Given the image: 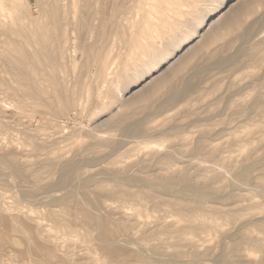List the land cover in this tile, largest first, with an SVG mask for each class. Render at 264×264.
<instances>
[{
    "label": "rangeland",
    "instance_id": "obj_1",
    "mask_svg": "<svg viewBox=\"0 0 264 264\" xmlns=\"http://www.w3.org/2000/svg\"><path fill=\"white\" fill-rule=\"evenodd\" d=\"M37 1L38 0H26V1L25 0H22V1L21 0H16V3H15L17 5V7H16V5L12 4L13 2L11 0H5L4 1V6H5V8H8L7 10L9 12H11V13H9V16L12 15L13 18H14L13 19L12 16L10 17V18L13 19V21H11L12 25L15 26V27L23 28V27H25V25H27V17H29V16L30 17L37 16L38 12L39 13L41 12V10H40L41 8L38 9V7L39 6L42 7V3H43L41 0H39V2H37ZM143 1H144V3H143ZM143 1L142 0L141 1L140 0L139 1L138 0H125L123 2L124 4L126 3L125 4L126 8H125L124 11H122V13L121 12L119 13L120 15L121 14H123V15L120 16L119 14H117V20L116 21H117V25H118V31L120 30L119 33H117V35H115V33L113 31H110L112 29V24H109V25L106 26V33L107 34L105 35V37L106 36L107 37L104 38V42H103V50L104 51L102 50V52H104L105 54L101 53V55L104 56V57L102 56L103 59L105 57L107 58V60H106L107 62L105 63L104 69H103L104 75L100 76V78L98 77V74H99L98 73V68H97L98 67V63H97L96 59H94V60L91 59V57H93L94 54H93V56L90 55L91 56L90 57L89 56L90 52L87 51V49H86V51L84 50L85 49L84 48L85 44H86L85 46L93 45L94 42L96 41V36H97L95 34L96 31L92 32L93 34L92 33L91 34H89V33L87 34L85 32V30H83V32L81 31L82 32L81 36H80L81 33L79 31L78 32L72 31L73 33L71 32L72 35H73L72 36L73 38L70 36V39H71V42L72 41L73 42L72 43L68 42L69 47L68 46H66V47H68L69 49L65 48V52L68 53V54H65V58L66 59L64 60V63L67 64V65L64 64L65 68H63L64 69L63 72H65V73L57 72V76L59 75L60 78L63 77L62 80H64V78L67 79V81L65 83H68L67 85H69V86L70 85L72 86L73 83L76 80L79 79L83 83L82 85L84 86V88H86L88 90L87 92H89V93H87V95L85 94L84 97L82 96V99H81L82 101L81 100L78 101V105L75 108V111H71L68 114V116L60 117L62 119H60L59 117L57 118V120H58L57 122L59 123V124L57 123L58 127H56L57 125L54 126V127H52L50 125L46 126V124L44 125V123L42 124L41 122H37L35 119H33L32 121H30L31 119L30 120L28 119L30 122H32V123H29L27 121V118H25L24 116L15 115L16 111L14 110V107L12 106L13 101L10 98H9L10 99L9 100L7 96L4 97V100H5L4 101L2 99L4 95L1 94L2 92L0 90V92H1L0 95H2V96H0L1 97L0 98V103L3 104L0 107V112L3 110L2 113H0V114L7 115V117L4 116V115H0V119H2L0 121V128H1L0 132L3 133V134H0V145H1L0 146V156L3 155L6 158H8L9 162L11 164L13 163L12 165L15 164L14 166H16V168H17L16 170H18V172L20 170V172H21V173L19 172L20 173L19 174L17 171L16 172L14 171L15 172V176L18 178V180H17L16 177H12V174H14V173L10 172L11 173L10 174L8 172L9 169H8V171H6L7 168L5 169V167H1L0 166V170H1L0 171V177H1L0 180L2 179L0 181V264H36L33 261L35 259H37V260H35V262L38 261V263H39V260H41L42 264L45 263V262L47 263L48 259L50 258V257H48L47 252L52 253L54 255V258L52 260L51 259L49 260L50 262H53V264H74V263H76V264H90V263L92 264L93 263L94 264V262L96 263V261H97L96 264H111L109 262L114 259L113 257H115V258L117 257V260H121L123 262V264H125V263L126 264H162V263L163 264H178V263L179 264H224L227 259H228L227 261H229V263L226 261V264H245V263L246 264H262V262L264 261V249H263L264 248V227H263L264 226V195L260 192V190H258L257 188H254V186L252 187L251 183L248 184V186H247V184H245V183L243 184L242 182H240L234 176V171H233L234 168L237 169L243 164H246L248 162L251 163V161L255 160L256 158H258L259 156L262 155V150H261L262 149L261 148L262 143L261 142H263V140H264V117H262V116H264V85H261V84H264L263 83L264 82V76H263L264 75V39H263L264 38V0H258L255 3H253L252 6H250L249 10H247L245 13L239 15L238 19H236L235 24H233L230 27H225V29H222L221 31H219V36H217V38H215L213 41H211L208 45L206 44L207 46H209L208 49L206 48L207 46L205 44L202 45V40L204 39V35L207 32L211 31L212 29L216 28L218 22L220 20H222L224 17H226L228 14L232 13L237 8L236 7V6H238L237 4L240 5V3L243 0H179V1L178 0H167L168 2H166V1L162 2L164 0H146L148 3L145 0H143ZM149 1H151L150 3H152V5H147V4H149ZM171 1L173 2V4H172ZM214 4L215 5H221L222 8L218 11V13L216 15L208 18L209 20H207L205 22V24H207V25H204L200 30H198V32L196 33L197 35H195V37L191 41H189L183 47L182 50L178 51L176 56H173V57L169 58L170 55H171L170 51L175 49L178 45L182 44L183 40L186 39L185 37H187L189 35V33H192V30L197 25H199L204 18L207 17V15L211 11V9L214 6ZM78 5H79V3H78ZM153 5H154V7H153ZM170 5H172V6H170ZM36 6H37V8H36ZM136 6H137V8H136ZM155 6H156V8H155ZM163 6H166L165 10L163 9ZM150 7L155 9V10L158 9V11L161 10L162 13H161V11L160 12H157V10L154 11ZM169 8H171V9H169ZM36 9H37V11H36ZM252 9H253V11H252ZM166 10H167V12H166ZM25 12H26V14H25ZM150 12H152V13H150ZM25 15H27V16H25ZM159 15H162L163 17L159 16ZM165 15H167V17H165ZM118 16H119V18H118ZM24 21H25V24H24ZM148 22H149V24H148ZM20 23L23 24V25L20 26L19 25ZM150 23L152 24V27H151ZM165 23H166V25H165ZM168 23H170V24H168ZM253 23H255V24L253 25ZM16 25H19V26H16ZM128 25H129V27H128ZM143 25L144 26L146 25V26L144 27ZM160 26H161V28L164 27L165 29L162 28V30H161ZM252 26H253V28H252ZM123 27H125L126 29H123ZM121 29H122V32H121ZM131 29H132V31H131ZM148 29H150V30H148ZM80 30H82V29H80ZM124 30H126V31H124ZM171 30H172V32H171ZM127 31L129 33V35L127 34ZM78 33H79V35H78ZM222 33H224V34H222ZM83 34H86V35H83ZM83 36L84 37L86 36V37L83 38ZM122 36H123V38H126V39H129L131 36H133V38H135L137 43H135L133 45L126 44L123 41ZM239 37L241 39H238ZM75 38H77V39L75 40ZM120 38H122V39H120ZM91 39H93V40H91ZM258 39L261 40V41H259ZM158 41H160V42H158ZM81 42L83 43V45L81 44ZM73 43H75V44H73ZM254 43L256 44V46H255ZM114 44H115V46H114ZM82 46H83L84 49L82 48ZM139 47H141V48H139ZM189 47H192V48H190V50H189L188 49ZM244 47H245V49H244ZM70 48H71L72 51L70 50ZM142 48H143V50H141ZM148 49H149V51H148ZM202 49L204 51H202ZM248 49H250V50H248ZM81 50H84V51H81ZM130 50H131V52H130ZM183 50H185V51H183ZM117 51H118L119 54L117 53ZM245 51H247L246 52L247 54L245 53ZM142 52H144V53H142ZM92 53H95V52H91V54ZM197 53H200V54H197ZM101 55H100V57H101ZM116 55H117V57H116ZM195 55L196 56L199 55V57L196 58ZM71 56H72V58H71ZM96 56L97 55H95V58H96ZM144 56H145V58H144ZM230 56H231V60H230ZM110 57H112V58L115 57V58L112 59ZM215 57H217V58H215ZM219 57L222 60H226V61H228L227 58L229 57L230 64H232V65L229 64V61L228 62L225 61L223 64L222 63H217ZM232 57H234V58H232ZM70 58H71V60H70ZM174 58H176V59H174ZM193 58H195V59H193ZM162 59H163V61H162ZM188 60L190 62H188ZM155 61H156L157 64L155 63ZM198 61H200V62H198ZM212 61H215V62H212ZM231 61L233 63H231ZM173 62H175V63H173ZM180 62H182V63H180ZM187 63L188 64L190 63V64L188 65ZM194 63H195V65H192ZM215 63H217V64H215ZM152 64L153 65L156 64L155 68H154V66L151 67ZM171 64H173V65H171ZM185 64L188 65V67L186 66L187 70H185V67H182V66H185ZM178 65H180L178 67V68H180L179 70L181 71V67H182L183 70H182L181 73H179V71H178V73L175 74V71L173 72V69L176 66H178ZM190 65H192L194 67L191 66L192 69H190L191 68V67L189 68ZM207 65H209V66H207ZM226 65H228V66H226ZM233 65H234V67H233ZM68 66L70 68H72L71 71H68L70 73L67 72V70H69ZM205 66H207V67L205 68ZM126 67H127V69H125ZM66 68H67V70H66ZM145 68H146V70H145ZM147 68H152V69H155V70H152V74H151V72L148 73V69ZM193 68H197V69H193ZM200 68L202 69V71L200 70ZM83 69H84V71H83ZM72 70H73V72H72ZM105 70H107V71H105ZM193 70H195L196 72L193 71ZM199 71H201V72H199ZM80 72H82V73H80ZM103 72H102V74H103ZM146 72L148 73V75H147ZM222 72L223 73L225 72V73L223 74ZM61 73H63L62 76H61ZM185 73L187 74V76H184ZM189 73H190V75H189ZM64 74L65 75L68 74V75H66L64 77ZM173 75H174V77H173ZM195 75L198 76V79L200 80V81L197 80V84H194V81H196V79H197V77L195 78ZM71 76L73 77V79L71 78ZM188 76H191V77L188 78ZM101 77H103V78H101ZM141 77H143V78H141ZM160 78L167 79V82H166L165 86L163 87L164 89L169 87V86H171V85H174L175 88H178V86H179V88L180 87L182 88L183 84H181V83L182 82L184 83L185 81H189V82L191 81L190 83H193V86H194L195 89L193 88V90H190V91L186 92L184 94V96L182 95V98L180 97V99H178L177 101L171 102V103L164 101L165 97L163 96V93H162L163 91L161 90L157 94L158 96L156 95L154 97V99L152 100L150 105L147 106V108H140L139 104L133 105L132 106L133 112L131 114L132 116H130V111H132V110H130L131 107H128L127 104L131 103V101H133V99L136 97V95H138L140 90L144 91V90L149 89L151 87V85L154 82H156V80H158ZM193 79H194V81H192ZM97 83H99V84H97ZM213 83H215V84H213ZM101 84H103V85H101ZM196 85H198V86L195 87ZM240 87L242 89H239ZM244 87H245V89H244ZM258 88H259V90H258ZM96 90H97V92H96ZM201 90H202L203 93L201 92ZM212 90H214V91H212ZM209 91H211V92H209ZM233 91L235 92L236 95L234 94ZM198 92L202 96L199 95ZM237 92H239V93H237ZM257 92H258V94H261L260 96L258 95V97H261V98H258V97L256 98ZM251 93H253V94H251ZM6 97H7V100H6ZM159 97L160 98L162 97L164 100L162 99L160 101ZM197 97L198 98L200 97L201 99H198ZM93 99H95V100H93ZM256 99H258V101ZM1 100L4 101V102H2ZM97 100H98V102H97ZM155 100L157 102L155 104H153ZM252 100H254V102ZM8 101H12V102L10 103ZM91 101H93V102H91ZM162 101L165 102L166 104L162 105V103H163ZM255 101H256V104L259 102L258 103L259 105L258 104L254 105ZM159 102H161V103H159ZM251 102H253V104ZM80 103H82V105ZM10 104H11V107H10ZM159 104L162 105L161 107H163V108H164V105L165 106L168 105V106L165 107L162 110L161 107L159 106ZM13 105H14V103H13ZM154 105L156 107L158 105L159 106L158 108L161 111H155V109L157 110L158 108L154 109ZM187 105H189V106H187ZM88 106H90V107H88ZM137 106L139 107L138 109H137ZM224 106L227 107V108H225ZM241 106L242 107L245 106V108H247V111L237 112L236 109H238V110L242 109ZM179 107H181L182 109L179 108ZM3 108L6 109V110L4 111ZM147 109L148 110L153 109V111L152 110L148 111ZM135 110H137V112H134ZM139 110H141V111L139 112ZM221 110H223V111H221ZM12 111H15V112H12ZM78 111H80V112H78ZM10 113H11L10 116L13 117V118H11L10 116L8 117V115ZM136 113L139 114V115H137L138 118L134 117V116H136ZM128 114H129V116H128ZM250 114H253V115H250ZM2 116L4 117V120H5V118L6 119L9 118V119H7L8 121L6 120V123L8 125L6 123H5V125L3 124V122H5V121H3V117ZM15 117H17L19 120L21 119L20 123L22 122V119H24L25 121L23 120L22 123H24L23 125H25V124L26 125L23 126L22 123L18 124L19 120L17 119V121H15L16 120ZM21 117H23V118H21ZM26 117H28V115ZM132 117H134L135 119H133ZM223 117H224V119H223ZM140 118H141L142 121H140ZM171 118H172V120H171ZM51 119H53V118H51ZM121 119L122 120L125 119V121L123 120V122H122ZM159 119H161V120H159ZM195 119H197V120H195ZM12 120H13V123H12ZM138 120H139V122H137ZM117 121L122 122L123 125L121 123L117 122ZM163 121H165V122H163ZM197 121H198V124H197ZM211 121L214 122L213 123L214 125L212 124ZM227 121H228L229 124L227 123ZM116 122H117V124H115ZM129 122L132 125H134V124H136L137 126L139 125L138 126L139 127V131L134 133V134L125 133L122 128L125 127V126L130 125ZM194 122H195V124H194ZM39 123H41V124L39 125ZM221 123H223V124H221ZM2 124L5 126L4 128H6L7 126H8V129L10 127H12V128H10V131H11V129L13 130V126H14L16 131L13 130L14 132H9L7 130V128H6L5 130H7L9 133L7 132V134H5L6 132H5L4 128L2 127L3 126ZM16 125H17L18 128L16 127ZM119 125H120V127H119ZM19 126L25 128V129L22 128V130H24V132H22V133L20 132L21 128ZM28 126H29V128L31 126V128L29 129ZM37 126H40L41 128L40 127L38 128ZM159 126H160V128H159ZM189 126H191V127H189ZM141 127H142V129H141ZM170 127L174 128V129L171 130ZM177 127H180L181 130H179ZM185 127H187V128H185ZM212 127H214V129H212ZM19 128H20V131L17 132V130H19ZM205 128H208V129H205ZM209 128H210V130H209ZM234 128H236V129H234ZM240 128H241V130H240ZM53 129H55V130L53 131ZM191 129L193 131H191ZM201 129H203V130H201ZM261 129H263V130H261ZM50 130H51V132H50ZM56 130H59V131H56ZM87 130H89V131H87ZM2 131H4V132H2ZM25 131L26 132L28 131L27 132L28 134H29V132H32L33 136H29V135H31V133L29 135L25 134L26 133ZM35 131L39 132V133L36 134ZM97 131L99 132V134H98ZM231 131L234 132L233 133L234 136H233ZM55 132H57V134ZM59 132H61V133L58 134ZM167 132H169V133H167ZM43 133H44V135H43ZM53 133L56 134V135H53ZM84 133H85V135H84ZM253 133H254V135H253ZM15 134H19V135L17 136ZM51 134L53 135V137L51 136ZM112 134H113V136H112ZM146 134H147V136H146ZM22 135H23V137L21 138ZM105 135H107V136H105ZM171 135H173V136L171 137ZM259 135H260V137H259ZM26 136H29L28 139L26 138ZM34 136L37 137V139H35L36 141L32 140V139L36 138ZM39 136H41V137H39ZM31 137H33V138H31ZM46 137L50 138V139H47ZM145 137L147 138V140H146ZM179 137H180L181 140L179 139ZM256 137H257V139H256ZM189 138H190V140H189ZM194 138L197 140V142L199 141V139H201L202 141H204V143L206 145L208 143L211 144V145L208 144L209 146L207 145L209 148H206V150L209 151V152H211V150H212L213 157L210 158L209 155L207 156V154H209V153H207L206 150H204L205 152L203 151L204 153L202 152V150H199L197 148V142H196V140ZM228 138H230V139H228ZM23 139L26 140V141H24ZM30 139L32 140V144H30L31 146L28 144V143L31 142V141H29ZM160 139H161V141H159ZM107 140L116 141V145L113 148L109 147L108 144L106 143ZM166 140H169V141H167L169 143H167ZM172 140H173V142H172ZM254 140L257 143H255ZM27 141H29V142H27ZM97 141H98V143H97ZM123 141H126V142H123ZM181 141H183V143L185 141V143L182 144ZM206 141H209V142H206ZM26 142H27V145H26ZM35 142H39V145H37L38 147L36 148V150L37 149L38 150L41 149L42 151L40 150L41 153L37 152V154L33 153V155H31V152L32 151L34 152V149L36 147L35 144H38V143H35ZM68 142H70V143H68ZM76 142H77V146L75 144ZM160 142H161V144H160ZM192 142H193V146H192ZM65 143H66V145H65ZM125 143H127V144L125 145ZM162 143L165 144V145H162ZM6 144H8V145L6 146ZM9 144L12 147L13 146H15V147L12 148ZM33 144H34L35 147H33ZM43 144H45L46 147L45 146L42 147ZM71 144L74 147H71L72 146ZM40 145H41V147L39 148ZM60 145H63V146H60ZM95 145H97V146H95ZM157 145L159 147H157ZM228 145L230 147H228ZM92 146L94 147V149H93ZM98 146L99 147L101 146V147L99 148ZM194 146H195V148H194ZM172 147H175L176 149L172 148ZM189 147H191V148H189ZM210 147H212V148H210ZM216 147L219 148V149L217 150ZM1 148H4V149L1 150ZM18 148H20V149H18ZM60 148H62V150L65 148L64 149L65 151L63 150L64 151L63 152ZM88 148H90V149H88ZM181 148H182V150H181ZM183 148H184V150H183ZM58 149L60 150V153H59ZM152 149L154 150V152L157 151V152H155L156 154H154ZM54 150H56V151H54ZM77 150H79V151H77ZM99 150H101V151H99ZM148 150H149V153H150V151H152V152L149 154L147 152ZM180 150H181V152H180ZM214 151L216 153L219 151L220 153L218 152V154H216ZM237 151H238V153H237ZM28 152H30L29 154L31 156L27 157V155H29ZM86 152H87V154H86ZM44 153L47 154V156L46 155L43 156ZM34 154H35V156H34ZM55 154L58 155V157L61 156V157L66 158V159H69V155H70V158H73L74 156L75 157L77 156L78 160L81 159L78 162V164H79L78 168H80L79 170L80 171L87 170L88 172L90 171L92 173V175L94 174L93 178H95V181H97L99 179L98 182H101V183H104V184H107L105 181L110 182L109 177H111V176H129V175L132 176V174L134 176H140V177L143 176V175L144 176H150V177L164 176V175H166L169 172L168 168L165 165H168V167H169L170 163H171V167H170L171 168V172L178 171L179 169L188 167V169L190 168L189 169L190 170V174L188 172L189 170H187V169H186V171L184 169H182L181 171L184 170L185 172H188V174H189V176H190L192 181L204 182V181H208L209 180L211 182V183L209 182V186H211V188H213L214 193L212 192L211 195L205 196L206 198L204 199V202H203L204 205L203 206L205 207L206 211L205 210H197V214H199V215L203 214L201 216H198L197 214H195V216L200 217V219L196 218L197 220L194 219V220H192V222H190V221L184 220L183 218L182 219L180 217L178 218L179 214L177 213L176 210H174L170 206V203H169V202L174 200V197H172L173 198L172 199L170 197L171 195L163 193L162 188L160 186H158V185H154L155 187H158V188H155L153 186V189H155V190L157 189V191L161 192V193L159 192L161 195L159 194L158 198H159L160 201L164 200V203L162 201L161 202L162 205L159 204L160 207L158 205H154L153 203H150L151 204V206H150L149 202H151V201H149L148 199H147V201L145 200V203H144L142 201L140 202V200H137L135 198L134 199L133 198L129 199L128 197H127L128 200L126 202L125 201L126 199H124L125 196H123L124 198H122V196L121 197H117V196L111 197L109 195H102L103 197H101V195H97V193H96V191L94 189L95 188L94 185L90 186L86 191H84V190H81L79 187H76V185H74L75 184L74 180L69 183L68 187H65L63 189H58L54 185L55 181L57 179V174L53 173V175L56 174V177L55 176L53 177L52 174L47 173V171H46L47 168L43 167L44 169H46V170H44L43 173H45V174L47 173L50 177H53L52 178L53 180L50 179V177H48V176H46L47 177L46 178L44 174H42V173H41L42 175L40 174L41 169L43 171L42 164L41 163H40V165L38 164L41 169H39V166L37 167V163L42 161V158H40V160H39V157H44V158H47L48 156L49 157L50 156L56 157ZM159 154H160V156H159ZM166 154H167L168 157H172L173 159L172 158H166L167 157V156H165ZM180 154H182L181 155L182 157H180ZM230 154H232L233 156L230 155ZM144 155H145V157H144ZM162 155L165 156V158H163ZM223 155H225V156H223ZM24 156L27 157L26 159L29 158L28 162L25 159V161L27 163H29L28 165H26L27 163L24 161V158H25ZM157 156H159L158 159H157ZM191 156H192V158L190 159ZM222 156H223V158H222ZM252 156H253V158H252ZM20 157H21V159H20ZM34 157H35V159H37L36 157H38V159L36 160V163H35ZM137 157H138V159H137ZM155 157H156V159H155ZM239 157H240V159H239ZM250 157H251V159H250ZM44 158H43V160H44ZM177 158L180 159V160L183 159L184 161H180L182 163L179 164V160H177ZM212 158H214V159H212ZM232 158H233V160H232ZM22 159H23V161H22ZM132 159H134V160H132ZM161 159H164V162ZM165 159L168 160L167 161L168 163L165 162ZM19 160H21L24 164L21 161H19ZM29 160H30L31 163L33 162L34 165H32L33 163L31 164L29 162ZM121 160H122V162H121ZM188 160H189V162H188ZM230 160H232V162ZM129 161L131 163H129ZM193 161L195 163H196V161H198V163L195 164V163H193ZM228 161H230L232 164L228 163ZM240 161H242V162L240 163ZM160 162H161V164H160ZM106 163H107L108 167H107ZM158 163L160 165H162V166L165 164L164 166L166 167V170H165V168L162 169L164 166L161 167ZM189 163H191L192 166ZM225 163L226 164L228 163V164L226 165ZM238 163H240V164H238ZM21 164H23V166H24L23 169H20V167L22 166ZM30 164L32 166L36 165L35 167H32V168L36 172L39 171L37 174H39L41 182H42V180H44L43 182H48L49 184H51L50 187H48L46 190L40 191L38 193V196L40 195V197H42V196H47L48 197L51 194L52 195L56 194V192H57V195L59 197V198L57 197L59 199L58 201L57 200L56 201L52 200L51 196H50V198H51L50 200H49V198L47 199V200L50 201L49 204H48L47 200L45 201V199H43L44 201L42 200L43 202L42 201H35L34 197L30 196V198H29V195H27V197H26L25 196L26 194L23 195V193L21 192L22 190L17 188V187H19V185H23L22 183H24L25 187H26V185L28 186V183L30 184V182H29L30 177L27 175L28 171L27 172H23L25 170L24 168H27V170H29V167H31ZM187 164L189 166H187ZM199 164L205 165V166L207 165L206 169H205V166H201ZM236 164L239 165V167H236L237 166ZM103 165H105V166H103ZM179 165H181V166H179ZM213 165L215 166V168H213ZM232 165H236V166L232 167ZM120 166H121V168H120ZM182 166H184V167H182ZM209 166H211L212 168H210ZM260 166L264 167V161L259 163V164L257 163L255 166H253V168H255L254 171L252 170L253 168H251V170H252V171L250 170L251 172L248 171V177L249 178L253 177V178L249 179L250 182L255 177H262V175L264 176V174H260L262 172L264 173V168H262ZM197 167H198V169H197ZM208 167H209L210 170L208 169ZM176 168L178 170H176ZM227 168H229V169H227ZM108 169L109 170L111 169L110 171H112L113 173L114 172H117V173H114V175L112 173L110 174L109 173L110 171H108ZM199 169L202 170V172ZM230 169L233 171L232 173H231ZM114 170H116V171H114ZM162 170H163V172L164 171L165 172L163 173ZM2 171H6V172H3V175L5 173H7V174L9 173L8 175L6 174L8 177L6 175L3 176L2 175ZM29 171H32V169L29 170ZM155 171H156V174H155ZM23 173H24V175H23ZM25 173H26V175H25ZM170 173H168V174H170ZM258 174H260V175L258 176ZM43 175H44L45 178L43 177ZM191 175H192L193 178L191 177ZM4 177L6 179L7 178H9V179L6 180ZM48 178H49L50 181L48 180ZM45 179H47V180H45ZM16 181H19L21 184L19 182H16ZM102 181H104V182H102ZM236 181H238L239 183L236 182ZM11 182H13V183H11ZM14 182L16 184H19V185L15 186ZM137 183H136V185H140V184L142 185L141 182H137ZM246 183H249V182H246ZM234 184H235V186L237 185L238 187L237 186L235 187ZM10 185H13V187H15V189H13ZM107 185L109 186L108 188L113 187V183H111V182H110V184L108 183ZM244 185L247 186V187H244ZM136 187L135 186L131 187V189L138 190V187L137 188ZM256 189H257V191H256ZM83 191L86 192V193L83 194ZM65 192H66V194H65ZM71 192H73V193H71ZM20 193H22V194H20ZM249 193H250V195H249ZM64 194H65V196L63 198L62 195H64ZM245 194H247L248 196L245 195ZM17 195H20L23 199L22 198L21 199L18 198L20 196H17ZM66 195H67V197H66ZM73 195H75V196H73ZM167 195H169V196H167ZM69 196H71L72 198L69 197ZM160 196H161L162 199H160ZM249 196H251V198ZM114 198H116L118 200H116ZM164 198H166V199H164ZM215 198H216V200H215ZM247 198H249V199H247ZM32 199H34V200H32ZM31 200H32V202H31ZM129 200L134 201L136 204L134 202L130 204L131 201L129 202ZM168 200H170V201H168ZM54 201L57 203V205H55V207L53 205V204H56ZM59 201H60L61 204L60 203L58 204ZM109 201L111 203L112 202H116V204L114 203L115 205L112 203L114 205V208L116 207L115 210H112L114 213L111 212V210L108 211L107 209L105 211V207H101V206H103V205H105L107 203L109 204L110 203ZM117 201L120 204L117 203ZM165 201L168 202L169 204L166 203ZM38 202H40V204ZM75 202H77V203L80 202L82 205L80 203L79 204L81 205V207L84 210L87 208L85 211H87L88 214L94 219V222L96 221L95 222L96 225L98 224L97 227H96L95 223H93V224H91L89 226L87 224L85 226L84 222L82 224V221L84 220V216H83L82 213H79L76 210V208H74L75 206L73 207V203H75ZM137 202H138V204H137ZM146 202L148 203L149 206L147 205ZM36 203H38V204L36 205ZM121 203H123V204H121ZM141 203H143V207H145V205H146V207L143 208L141 206L142 205ZM165 203L167 205L166 207H165V205H163ZM117 204H119V205L117 206ZM133 204H134V206H132ZM23 205H24V207H23ZM62 205H64V206H62ZM65 205H67L68 208L71 207L70 208L71 211L68 212L69 215H71L70 218H69V215H67V214H65L63 212L65 210V208H64ZM126 205H128V206H126ZM254 205H256V206H254ZM61 206L63 207L64 210L60 209V208H62ZM162 206H163V208H162ZM97 207H99L100 209L97 208ZM117 207L118 208L120 207V209H117ZM27 208H29L30 210L27 209ZM149 208H152V209L150 210ZM169 208L172 211H170ZM208 208H211V209H208ZM213 208L215 209V212H214ZM233 208H235V209H233ZM253 208H255V209H253ZM8 209H10V210L7 211ZM101 209H103L104 211L103 210L100 211ZM121 209L124 212L121 211ZM219 209H220V211H219ZM24 210H27L26 211L27 213ZM116 210H118L120 213H118ZM173 210L175 211V213H174ZM210 210H213V211L211 212ZM231 210H232V212H236L235 216H234V213L231 212ZM221 211H223V212H221ZM226 211L228 212V214H226L227 213ZM8 212H9V214H6ZM14 212H16V213H14ZM198 212H200V213H198ZM206 212H208V213H206ZM13 213L15 215H19L18 213H20V215H19L20 219L17 216H15V218L18 219V220L16 219V222L20 221V222H22V224L15 222L16 225L14 224V226L11 227V223L13 224L14 221H15V218L12 215ZM60 213H61V215L57 216ZM123 213H124V215H126L125 217H124V215H122ZM126 213H132L130 217H132L133 213H134V215H138L139 217L138 216L135 217L133 215L134 217H132V218L136 219L138 217L137 219L140 221V222H138L139 224L137 223V220L135 222H133L134 220L133 221L129 220L130 218H128V217H129L130 214L128 215ZM195 213H196V211H195ZM222 213L224 215H222ZM229 213L233 214V215L231 214L232 218L230 217ZM208 214H209V216H212V217H210V219L208 218V220H206L207 217H209V216H205V215H208ZM218 214H219V216H218ZM236 214H237V216H236ZM94 215H95V217H94ZM97 215H98L99 220L101 222L97 220ZM127 215H128V217H127ZM225 215H226V217H225ZM227 215H229V216H227ZM21 216H23V217H21ZM26 216H28V217H26ZM115 216H116V218H115ZM215 216H216V218H215ZM30 217H32V218H30ZM55 217L56 218H59V217L60 218L61 217L64 218L65 217V218H67L68 223L66 225H65V223H62V222L58 223V222L55 221V219H54ZM146 217H148V218H146ZM201 217L203 219L204 218L205 219L203 220ZM227 217L228 218L230 217V218L228 219ZM257 217H259V218H257ZM125 218H126L127 221L124 220ZM25 219L26 220L28 219L27 220L28 222L24 221ZM30 219H31V221H30ZM222 219H223V221H222ZM230 219L231 220L233 219L235 221H231ZM150 220H152L153 222L152 221L150 222ZM172 220H174V221H172ZM214 220H215V223H214ZM125 221L127 223H125ZM155 221H156V223H154ZM183 221H187V222L185 223ZM193 221H195L196 223H199V225L196 226V223L193 222ZM207 221H209L212 224V227H211L209 222L207 223ZM29 222H30V224H27ZM159 222H161V223L159 224ZM176 222H178L177 224L179 226H176V224H175ZM179 222H181L182 226H185V228H188V226H189L188 224L192 223V224H195L193 226L194 229H196V227H199V229L197 228L196 230H194L193 228H191L189 226V228L194 230L193 232H192L191 229L189 230V228L188 229H184V227H183V230H182L180 228V227H182L181 223H179ZM32 223L36 227L34 225L32 226ZM73 223L75 224V226H74ZM147 223H149V224H147ZM162 223L164 224V226L166 225L165 223L169 224V226H167L165 228L162 225L163 226V230H161L162 228L160 229L161 226L159 227V225H161ZM218 223H219V225H217ZM18 224H19V226H18ZM68 224L70 225L69 227H71V225L73 224L72 229L67 226ZM131 224H133V225H131ZM201 224H204L205 226H203V228L207 227V230L209 232H206L204 230L205 228L203 229ZM99 225H101V228H100ZM237 225H238L239 228H241L242 230H245L246 232L242 231L241 229H239L237 227ZM15 226H17L18 228H16ZM65 226H66V228H65ZM122 226H123V228H122ZM144 226H146V227H144ZM152 226H154V227H152ZM215 226H216V229H215ZM130 227H131L132 230L130 229ZM134 227H135L136 230L133 229ZM139 227L141 229H139ZM157 227H159V228H157ZM219 227H221L222 230ZM11 228H12V230H11ZM104 228L105 229H110V231H116L118 229L119 231H121L120 233L123 235L122 236L121 234H118L120 236H118L116 238V242H115V243H117V240H118V243L115 244V245L113 244V246H112V248L114 249L113 253H109L108 247L105 244H103L101 239H99L100 238L98 236L99 232H100L99 230L104 229ZM111 228H112V230H111ZM144 228H146V230ZM167 228H168V230L170 228H172L173 230H169V231H171L170 233H173L175 235L178 234L179 236H181V238L178 237L177 235L175 236L173 234H170L166 230ZM178 228H180L182 231H180V229L178 230ZM13 229L16 230V231H14L16 233L13 232ZM63 229H66V230L62 231ZM164 229H165V231L167 233H165ZM18 230H20V231H18ZM22 230H25V232L27 234L24 231H22ZM70 230H72L73 232L70 231ZM97 230H98V233H97ZM139 230H142V232H140ZM143 230H145V231L143 232ZM187 230H189V231H187ZM234 230H236V231L238 230V231H241V232L237 231V233H238L237 234L236 231H234ZM146 231H148L149 233L148 234L145 233ZM185 231H187V232H185ZM132 232H134V233H132ZM135 232H137V233H135ZM154 232H155V234H154ZM229 232L232 233V234H230ZM79 233H81V235ZM124 233H125V236H124ZM240 233H241V237H243L242 239L244 241L242 239H240L241 238L240 235H239ZM61 234H62V236H63V234L65 235V237L64 236L62 237L63 239L61 238ZM76 234H77V236H76ZM144 234L146 236L147 235H149V236L146 237ZM183 234H184L185 237L183 236ZM228 234H230V235H228ZM215 235H216V237H215ZM236 235H237V237H236ZM23 236L24 237L27 236V237L24 238ZM85 236H86V238H85ZM93 236H94V238H93ZM161 236H163L164 238L161 237ZM21 237L24 238V239H22ZM51 237H53L54 239L51 238ZM133 237H135V238H133ZM177 237H178V239H177ZM201 237H202V239H201ZM233 237H235V238L233 239ZM257 237H258V239H257ZM47 238H50V240H47ZM67 238H69V239H67ZM83 238H85V239H83ZM129 238H131L132 240H129ZM236 238H239L243 242H241V245L239 246V249H238L240 252L236 251V252L233 253L232 251H228V250H230L229 246L232 245L233 241ZM64 239H66L67 241L64 240ZM86 239H88V241ZM121 239H123V241ZM194 239H196V240H194ZM247 239H249L248 242H246ZM26 240H27V242L29 241V243H27ZM51 240H53V241H51ZM62 240H64V241H62ZM124 240H126V241H124ZM157 240H158V242H157ZM127 241H129V242H127ZM255 241H257L259 243L255 242ZM126 242L128 243V245L126 244ZM134 242H136V243H134ZM169 242H171V243H169ZM54 243H56L58 246L56 244H54ZM242 243H243V246H242ZM249 243H250V245H249ZM251 243L252 244L254 243V245H252ZM28 244H29V246H28ZM52 244L55 245V246L54 247H50V246H52ZM67 244L71 245V246H67ZM82 244H84V245H82ZM121 244H123V245H121ZM149 244H150V246H149ZM192 244H194V245H192ZM244 244H246V245H244ZM129 245H131V246H129ZM189 245H190V248H189ZM167 246H168V248H167ZM136 247L137 248L139 247V248L137 249ZM174 247H176L177 250ZM140 249H142V251ZM12 250H14V251H12ZM27 250H28V252H27ZM87 250H88V252H87ZM194 251H195V253H194ZM148 252H149V254H148L149 256L146 255V253H148ZM152 252L155 255H153ZM184 252H185V254H184ZM230 252L233 255L230 254ZM27 253H29L31 256L29 254L27 256ZM70 253H72V254H70ZM128 253L130 254L129 256L127 255ZM249 253H251V255ZM89 254L92 257L90 260L88 259L90 257ZM150 254H152L153 257ZM135 255L137 257H139V258H136ZM144 255H146V256H144ZM123 256H125V257H123ZM225 256H226V258H225ZM235 256H236V258H234ZM239 256H242V257H239ZM31 257H32V259H31ZM131 257H132V259H131ZM228 257H230V258H228ZM237 257H238V259H237ZM92 260H94V262H92ZM125 260H126V262H125ZM239 260L241 262H239ZM251 260H253V261H251ZM231 261L232 262L234 261V262L232 263ZM101 262H103V263H101ZM252 262H254V263H252Z\"/></svg>",
    "mask_w": 264,
    "mask_h": 264
},
{
    "label": "bare ground",
    "instance_id": "obj_2",
    "mask_svg": "<svg viewBox=\"0 0 264 264\" xmlns=\"http://www.w3.org/2000/svg\"><path fill=\"white\" fill-rule=\"evenodd\" d=\"M5 1V0H4ZM4 1L3 0H0V90H1V94H3L4 96H3V100H4V97L5 96H7L8 97V99L10 98L12 101H13V103H14V105H13V103H12V106L14 107V110L16 111H12V112H15V115H20V116H24L25 118H27V121L29 122V123H32V122H30V121H32L33 119H35L37 122H41L42 124L44 123V125L46 124V126H48V125H50V126H52V127H54V126H56L57 125V118L59 117H63V116H68V114L71 112V111H75V108L77 107V105H78V101H80L81 99H82V96L84 97V95L86 94L87 95V93H89V92H87L88 90L86 89V88H84V86L82 85L83 83L78 79V80H76L74 83H73V85L71 86H69V85H67L68 83H65L66 81H67V79H65L64 78V80H62L63 79V77L62 78H60L59 77V75L57 76V72H63V68H65L64 67V60L66 59L65 58V54H68V53H66L65 52V48H67V49H69L68 47H69V45H68V42H71V39H70V36L72 37L73 35H72V31H76V32H80L81 34H80V36L82 35V32H83V30H85V32L88 34H91L92 32H94V31H96V41L94 42V44L93 45H87V46H85L84 45V48H83V46H82V48L86 51V49H87V51H89L90 52V54H89V56L90 55H92L93 56V54H94V56L93 57H91V59H96V61H97V63H98V77L100 78V76H102V75H104V72H103V69H104V65H105V63L107 62L106 60H107V58L105 59H103L102 58V56L103 55H101V53H104V52H102V50H103V42H104V38H106L105 37V35L107 34L106 33V26L107 25H109V24H112V29L110 30V31H113L114 33H115V35H117V33H119V31H118V25H117V14H119L120 12L122 13V11H124L125 10V4L123 3L125 0H41L40 2L42 3V7H38V9L39 8H41L40 10H41V12L39 13L38 12V15L37 16H35V17H27V25H25V27H23V28H19V27H15V26H13L12 25V23H11V21H13V16H12V18H10L11 16H9V13H11V12H9L7 9L8 8H5V6H4ZM13 3V5H16L15 3H16V0H11ZM22 1V0H21ZM26 1V0H25ZM139 1V0H138ZM141 1V0H140ZM143 1V0H142ZM146 1V0H145ZM168 2L167 0H164V1H162V2ZM179 1V0H178ZM177 1V2H178ZM256 1H258V0H243L241 3H240V5L239 4H237L238 6H236L237 8L232 12V13H230V14H228L226 17H224L222 20H220L219 22H218V24H217V26H216V28H214V29H212L211 31H209V32H207L205 35H204V39L202 40V45H208L211 41H213L215 38H217V36H219V31H221L222 29H225V27H230V26H232L233 24H235V22H236V19H238V17H239V15L240 14H243V13H245L247 10H249V8H250V6H252V4L253 3H255ZM8 2V1H7ZM37 2H39V0L37 1ZM129 2V1H128ZM147 2V1H146ZM151 1H149V4H147V5H152V3H150ZM172 2V1H171ZM78 3H79V5H78ZM139 3V2H138ZM143 3H144V1H143ZM148 3V2H147ZM170 3V2H169ZM39 4V3H38ZM37 4V5H38ZM137 4V3H136ZM140 4V3H139ZM166 4V3H165ZM164 4V5H165ZM172 4H173V2H172ZM180 4V3H179ZM178 4V5H179ZM263 4V3H262ZM163 5V4H162ZM161 5V6H162ZM160 6V7H161ZM170 6H172V5H170ZM12 7V6H11ZM16 7H17V5H16ZM15 7V8H16ZM128 7V6H127ZM153 7H154V5H153ZM166 6H163V9L165 10L166 8H165ZM179 7V6H178ZM10 8V7H9ZM36 8H37V6H36ZM136 8H137V6H136ZM141 8V7H140ZM145 8V7H144ZM151 8V7H150ZM155 8H156V6H155ZM168 8V7H167ZM222 8V6L221 5H215L214 4V6L212 7V9H211V11L209 12V14L207 15V17L206 18H204L202 21H201V23L199 24V25H197L193 30H192V33H189V35L187 36V37H185L186 39H184L183 40V42H182V44L181 45H178L175 49H173L172 51H170L171 52V55H170V57L169 58H171V57H173V56H176V54L178 53V51H180V50H182L183 49V47L189 42V41H191L194 37H195V35H197L196 33L198 32V30H200L204 25H207V24H205V22L207 21V20H209L208 18H210V17H212V16H214V15H216L217 13H218V11L220 10ZM17 9V8H16ZM29 9V8H28ZM151 9H153V8H151ZM169 9H171V8H169ZM168 9V10H169ZM176 9V8H175ZM179 9V8H178ZM192 9V8H191ZM194 9V8H193ZM13 10V9H12ZM154 11H156L157 10V12H160V11H158V9H153ZM36 11H37V9H36ZM252 11H253V9H252ZM32 12V11H31ZM145 12V11H144ZM156 12V13H157ZM166 12H167V10H166ZM165 12V13H166ZM34 13V12H33ZM150 13H152V12H150ZM155 13V12H154ZM161 13H162V11H161ZM164 13V14H165ZM170 13V12H169ZM23 14V13H22ZM25 14H26V12H25ZM138 14V13H137ZM160 14V13H159ZM168 14V13H167ZM171 14V13H170ZM176 14V13H175ZM32 15V14H31ZM36 15V14H35ZM120 15V14H119ZM121 15H123V14H121ZM120 15V16H121ZM25 16H27V15H25ZM157 16V15H156ZM159 16H162V15H159ZM24 17V16H23ZM163 17V16H162ZM165 17H167V15H165ZM181 17V16H180ZM118 18H119V16H118ZM152 18V17H151ZM156 18V17H155ZM12 19V20H11ZM25 19V18H24ZM167 19V18H166ZM243 19V18H242ZM157 20V19H156ZM171 20V19H170ZM169 20V21H170ZM181 20V19H180ZM259 20V19H258ZM263 20V19H262ZM261 20V21H262ZM122 21V20H121ZM159 21V20H158ZM161 21V20H160ZM260 21V22H261ZM96 22V23H95ZM120 22V21H119ZM263 22V21H262ZM15 23V22H14ZM13 23V24H14ZM17 23V22H16ZM121 23V22H120ZM142 23V22H141ZM160 23V22H159ZM175 23V22H174ZM18 24V23H17ZM24 24H25V21H24ZM148 24H149V22H148ZM151 24V23H150ZM155 24V23H154ZM168 24H170V23H168ZM255 23H253V25H254ZM263 24V23H262ZM15 25V24H14ZM20 26L21 25H23V24H19ZM19 25H16V26H19ZM123 25V24H122ZM165 25H166V23H165ZM245 25V24H244ZM132 26V25H131ZM130 26V27H131ZM144 26V25H143ZM146 26V25H145ZM144 26V27H145ZM168 26V25H167ZM176 26V25H175ZM128 27H129V25H128ZM148 27V26H147ZM151 27H152V24H151ZM174 27V26H173ZM238 27V26H237ZM25 28V29H24ZM133 28V27H132ZM160 28H161V26H160ZM162 28H164V27H162ZM162 28H161V30H162ZM246 28V27H245ZM249 28V27H248ZM252 28H253V26H252ZM259 28V27H258ZM80 29H82V30H80ZM123 29H126L125 27H123ZM151 29V28H150ZM150 29H148V30H150ZM165 29V28H164ZM228 29V28H227ZM255 29V28H254ZM257 29V28H256ZM168 30V29H167ZM233 30V29H232ZM259 30V29H258ZM82 31V32H81ZM124 31H126V30H124ZM131 31H132V29H131ZM245 31V30H244ZM72 32V33H71ZM121 32H122V29H121ZM147 32V31H146ZM150 32V31H149ZM171 32H172V30H171ZM112 33V32H111ZM113 33V34H114ZM155 33V32H154ZM227 33V32H226ZM257 33V32H256ZM76 34V33H75ZM93 34V33H92ZM123 34V33H122ZM127 34L129 35V33H128V31H127ZM132 34V33H131ZM162 34V33H161ZM222 34H224V33H222ZM78 35H79V33H78ZM83 35H86V34H83ZM157 35V34H156ZM201 35V34H200ZM89 36V35H88ZM92 36V35H91ZM125 36V35H124ZM77 37V36H76ZM79 37V36H78ZM86 37V36H85ZM84 36H83V38H85ZM95 37V36H94ZM116 37V36H115ZM129 37V36H128ZM73 38V37H72ZM91 38V37H90ZM119 38V37H118ZM122 38H123V36H122ZM122 38H120V39H122ZM261 38V37H260ZM263 38V37H262ZM77 38H75V40H76ZM88 39V38H87ZM94 39V38H93ZM93 39H91V40H93ZM152 39V38H151ZM235 39V38H234ZM238 39H241L240 37L238 38ZM264 39V38H263ZM116 40V39H115ZM246 40V39H245ZM259 40V39H258ZM78 41V40H77ZM87 41V40H86ZM112 41V40H111ZM123 41L126 43V44H129V45H133V44H135V43H137L136 42V40H135V38H133V36H131L129 39H126V38H123ZM146 41V40H145ZM144 41V42H145ZM155 41V40H154ZM259 41H261V40H259ZM73 42V41H72ZM71 42V43H72ZM80 42V41H79ZM158 42H160V41H158ZM123 43V42H122ZM146 43V42H145ZM166 43V42H165ZM70 44V43H69ZM73 44H75V43H73ZM81 44L83 45V43L81 42ZM88 44V43H87ZM106 44V43H105ZM120 44V43H119ZM118 44V45H119ZM164 44V43H163ZM255 44V43H254ZM80 45V44H79ZM122 45V44H121ZM124 45V44H123ZM145 45V44H144ZM149 45V44H148ZM165 45V44H164ZM206 45V46H207ZM244 45V44H243ZM66 46H68V47H66ZM71 46V45H70ZM76 46V45H75ZM114 46H115V44H114ZM120 46V45H119ZM255 46H256V44H255ZM205 47V46H204ZM208 47L209 46H207L206 48L208 49ZM72 48V47H71ZM71 48H70V50H71ZM116 48V47H115ZM139 48H141V47H139ZM190 48H192V47H189L188 49L190 50ZM194 48V47H193ZM205 48V49H206ZM252 48V47H251ZM80 49V48H79ZM106 49V48H105ZM109 49V48H108ZM154 49V48H153ZM213 49V48H212ZM244 49H245V47H244ZM243 49V50H244ZM84 50H81V51H84ZM94 50V51H93ZM141 50H143V48L141 49ZM248 50H250V49H248ZM67 51V50H66ZM72 51V50H71ZM104 51V50H103ZM115 51V50H114ZM133 51V50H132ZM137 51V50H136ZM148 51H149V49H148ZM183 51H185V50H183ZM202 51H204L203 49H202ZM207 51V50H206ZM210 51V50H209ZM240 51V50H239ZM91 52H95V53H92L91 54ZM116 52V51H115ZM130 52H131V50H130ZM244 52V51H243ZM247 51H245V53H246ZM113 53V52H112ZM117 53H118V51H117ZM142 53H144V52H142ZM141 53V54H142ZM187 53V52H186ZM185 53V54H186ZM201 53V52H200ZM200 53H197V54H200ZM256 53V52H255ZM105 54V53H104ZM111 54V53H110ZM119 54V53H118ZM205 54V53H204ZM213 54V53H212ZM247 54V53H246ZM82 55V54H81ZM88 55V54H87ZM95 55H97L96 56V58H95ZM100 55H101V57H100ZM140 55V54H139ZM184 55V54H183ZM237 55V54H236ZM245 55V54H244ZM67 56V55H66ZM73 56V55H72ZM72 56H71V58H72ZM88 56V57H89ZM132 56V55H131ZM181 56V55H180ZM201 56V55H200ZM241 56V55H240ZM104 57V56H103ZM108 57V56H107ZM113 57V56H112ZM112 57H110V58H112ZM116 57H117V55H116ZM152 57V56H151ZM183 57V56H182ZM195 57L197 58V57H199V55H195ZM214 57V56H213ZM71 58H70V60H71ZM115 58V57H114ZM114 58H112V59H114ZM133 58V57H132ZM138 58V57H137ZM136 58V59H137ZM144 58H145V56H144ZM167 58V57H166ZM180 58V57H179ZM204 58V57H203ZM215 58H217V57H215ZM232 58H234V57H232ZM85 59V58H84ZM111 59V60H112ZM134 59V58H133ZM168 59V58H167ZM174 59H176V58H174ZM178 59V58H177ZM193 59H195V58H193ZM192 59V60H193ZM221 58L219 57V59H218V62L217 63H224L226 60H220ZM228 59V61H229V64H230V60H231V56H230V60H229V57L227 58ZM237 59V58H236ZM233 60V59H232ZM87 61V60H86ZM160 61V60H159ZM162 61H163V59H162ZM228 61H226V62H228ZM94 62V61H93ZM113 62V61H112ZM183 62V61H182ZM182 62H180V63H182ZM188 62H190L189 60H188ZM194 62V61H193ZM198 62H200V61H198ZM212 62H215V61H212ZM67 63V62H66ZM111 63V62H110ZM154 63V62H153ZM155 63H156V61H155ZM173 63H175V62H173ZM179 63V64H180ZM217 63H215V64H217ZM231 63H233L232 61H231ZM92 64V63H91ZM115 64V63H114ZM157 64V63H156ZM156 64H152L151 65V67H153L154 66V68H155V65ZM164 64V63H163ZM162 64V65H163ZM188 64V63H187ZM190 64V63H189ZM188 64V65H189ZM204 64V63H203ZM227 64V63H226ZM65 65H67V64H65ZM70 65V64H69ZM74 65V64H73ZM111 65V64H110ZM123 65V64H122ZM161 65V66H162ZM171 65H173V64H171ZM181 65V64H180ZM180 65H178V66H176L174 69H173V72L175 71V74L176 73H178V71H179V73H181L182 72V67H185V70H187L186 68L188 67V65H186L185 64V66H182L181 67V71L179 70L180 68H178ZM192 65H195V63L194 64H192ZM192 65H190L189 66V68L192 66ZM205 65V64H204ZM230 65H232V64H230ZM187 66V67H186ZM207 66H209V65H207ZM207 66H205V68L207 67ZM226 66H228V65H226ZM69 67V66H68ZM67 67V68H68ZM92 67V66H91ZM90 67V68H91ZM107 67V66H106ZM146 67V66H145ZM150 67V66H149ZM192 67H194V66H192ZM192 67L190 68V69H192ZM196 67V66H195ZM233 67H234V65H233ZM67 68H66V70H67ZM110 68V67H109ZM227 68V67H226ZM71 69L72 68H70L69 67V70H67V72L68 71H71ZM77 69V68H76ZM106 69V68H105ZM125 69H127V67L125 68ZM148 69V73L149 72H151V74H152V70H155V69H152V68H147ZM159 69V68H158ZM157 69V70H158ZM193 69H197V68H193ZM232 69V68H231ZM82 70V69H81ZM145 70H146V68H145ZM200 70L202 71V69L200 68ZM227 70V69H226ZM79 71V70H78ZM83 71H84V69H83ZM105 71H107V70H105ZM128 71V70H127ZM190 71V70H189ZM193 71H195V70H193ZM201 71H199V72H201ZM212 71V70H211ZM230 71V70H229ZM72 72H73V70H72ZM102 72H103V74H102ZM113 72V71H112ZM122 72V71H121ZM192 72V71H191ZM190 72V73H191ZM196 72V71H195ZM231 72V71H230ZM63 73H65V72H63ZM63 73H61V76L63 75ZM68 73H70V72H68ZM80 73H82V72H80ZM147 73V72H146ZM148 73H147V75H148ZM188 73V72H187ZM190 73H189V75H190ZM223 73V72H222ZM225 73V72H224ZM223 73V74H224ZM261 73V72H260ZM263 73V72H262ZM79 74V73H78ZM90 74V73H89ZM186 74V73H185ZM184 74V76H187V74L185 75ZM192 74V73H191ZM194 74V73H193ZM196 74V73H195ZM205 74V73H204ZM66 75H68V74H66ZM65 74H64V77L66 76ZM72 75V74H71ZM121 75V74H120ZM197 75V74H196ZM195 75V78L197 77V79H196V81H194V79L192 80V81H194V84H197V80L198 81H200L199 79H198V76H196ZM75 76V75H74ZM107 76V75H106ZM125 76V75H124ZM141 76V75H140ZM181 76V75H180ZM193 76V75H192ZM201 76V75H200ZM206 76V75H205ZM258 76V75H257ZM264 76V75H263ZM90 77V76H89ZM121 77V76H120ZM139 77V76H138ZM173 77H174V75H173ZM189 77H191V76H188V78ZM194 77V76H193ZM71 78L73 79V77L71 76ZM79 78V77H78ZM101 78H103V77H101ZM141 78H143V77H141ZM140 78V79H141ZM148 78V77H147ZM146 78V79H147ZM177 78V77H176ZM187 78V77H186ZM200 78V77H199ZM92 79V78H91ZM183 79V78H182ZM69 80V79H68ZM82 80V79H81ZM85 80V79H84ZM100 80V79H99ZM98 80V81H99ZM106 80V79H105ZM144 80V79H143ZM202 80V79H201ZM258 80V79H257ZM101 81V80H100ZM73 82V81H72ZM144 82V81H143ZM166 82H167V79H165V78H160V79H158V80H156V82H154L152 85H151V87L149 88V89H147V90H144V91H141L140 90V92L138 93V95H136V97L133 99V101H131V103H128L127 104V106L128 107H131V109L130 110H132V106L133 105H137V104H139V107L140 108H147V106H149L150 105V103L152 102V100L154 99V97L162 90L163 92V96L165 97V100L161 97H159L160 98V101L163 99L164 101H166V102H169V103H171V102H174V101H177L178 99H180V97L182 98V95L184 96V94L186 93V92H188V91H190V90H193V88H194V86H193V83H190L189 81H185L184 83L182 82H180L181 84H183L182 85V88L180 87L179 88V86H178V88H175V86L174 85H171V86H169V87H167V88H163L164 86H165V84H166ZM196 82V83H195ZM204 82V81H203ZM70 83V82H69ZM103 83V82H102ZM140 83V82H139ZM264 83V82H263ZM71 84V83H70ZM85 84V83H84ZM94 84V83H93ZM97 84H99V83H97ZM180 84V85H181ZM204 84V83H203ZM212 84V83H211ZM213 84H215V83H213ZM253 84V83H252ZM101 85H103V84H101ZM169 85V84H168ZM247 85V84H246ZM249 85V84H248ZM261 85H264V84H261ZM93 86V85H92ZM98 86V85H97ZM198 85H196L195 87H197ZM211 86V85H210ZM244 86V85H243ZM251 86V85H250ZM253 87V86H252ZM251 87V88H252ZM195 89V88H194ZM200 89V88H199ZM237 89V88H236ZM239 89H242L241 87L239 88ZM244 89H245V87H244ZM258 90H259V88H258ZM212 91H214V90H212ZM237 91V90H236ZM242 91V90H241ZM257 91V90H256ZM96 92H97V90H96ZM100 92V91H99ZM200 92V91H199ZM199 92H198V94H199ZM201 92H202V90H201ZM200 92V93H201ZM209 92H211V91H209ZM208 92V93H209ZM234 92V91H233ZM243 92V91H242ZM259 92V91H258ZM258 92H257V96H256V98L258 97V95L260 96L261 94H258ZM203 93V92H202ZM207 93V92H206ZM232 93V92H231ZM230 93V94H231ZM237 93H239V92H237ZM241 93V92H240ZM254 93V92H253ZM253 93H251V94H253ZM256 93V92H255ZM197 94V93H196ZM234 94H235V92H234ZM102 95V94H101ZM191 95V94H190ZM199 95H201V94H199ZM232 95V94H231ZM236 95V94H235ZM255 95V94H254ZM253 95V96H254ZM0 96H2V95H0ZM98 96V95H97ZM106 96V95H105ZM122 96V95H121ZM158 96V95H157ZM198 96V95H197ZM202 96V95H201ZM230 96V95H229ZM7 97H6V100H7ZM101 97V96H100ZM192 97V96H191ZM228 97V96H227ZM231 97V96H230ZM229 97V98H230ZM252 97V96H251ZM1 98V97H0ZM121 98V97H120ZM158 98V99H159ZM193 98V97H192ZM191 98V99H192ZM198 98V97H197ZM233 98V97H232ZM258 98H261V97H258ZM9 99V100H10ZM91 99V98H90ZM157 99V100H158ZM198 99H201L200 97L198 98ZM197 99V100H198ZM235 99V98H234ZM253 99V98H252ZM88 100V99H87ZM93 100H95V99H93ZM190 100V99H189ZM255 100V99H254ZM254 100H252L253 102H254ZM257 101H258V99H256ZM260 100V99H259ZM2 101V100H1ZM5 101V100H4ZM4 101H2V102H4ZM12 101H8V102H12ZM82 101V100H81ZM84 101V100H83ZM159 101V100H158ZM192 101V100H191ZM249 101V100H248ZM261 101V100H260ZM91 102H93V101H91ZM97 102H98V100H97ZM157 101L155 100L154 101V103L153 104H155ZM163 102V101H162ZM245 102V101H244ZM253 102H251L252 104H253ZM89 103V102H88ZM87 103V104H88ZM159 103H161V102H159ZM183 103V102H182ZM259 103V102H258ZM257 103V104H258ZM1 104V103H0ZM81 105H82V103H80ZM96 104V103H95ZM163 104H166L165 102H163L162 103V105ZM180 104V103H179ZM188 104V103H187ZM238 104V103H237ZM256 104V101H255V103H254V105H257ZM3 104H1L0 105V107L2 106ZM99 105V104H98ZM162 105H160L159 104V106L161 107ZM259 105V104H258ZM7 106V105H6ZM87 106V105H86ZM158 105H157V107L154 105V109L155 108H158L159 107ZM168 106V105H167ZM167 106H165L164 105V108L165 107H167ZM186 106V105H185ZM184 106V107H185ZM187 106H189V105H187ZM236 106V105H235ZM5 107V106H4ZM8 107V106H7ZM10 107H11V104H10ZM9 107V108H10ZM79 107V106H78ZM88 107H90V106H88ZM95 107V106H94ZM97 107V106H96ZM138 106H137V109L139 108ZM178 107V106H177ZM225 107V106H224ZM242 107V106H241ZM244 107V108H243ZM242 107V109H236L237 110V112H244V111H247V108H245V106H243ZM256 107V106H255ZM151 108V107H150ZM153 108V107H152ZM163 107H161V109L163 110L164 109ZM179 108H181V107H179ZM225 108H227V107H225ZM231 108V107H230ZM240 108V107H239ZM4 109V108H3ZM74 109V110H73ZM136 109V108H135ZM159 109V108H158ZM156 110L155 109V111H161L160 109L159 110ZM182 109V108H181ZM246 109V110H245ZM252 109V108H251ZM6 109H4V111H5ZM12 110V109H11ZM118 110V109H117ZM148 110V109H147ZM150 110H152L153 111V109H150ZM150 110H148V111H150ZM224 110V109H223ZM223 110H221V111H223ZM263 110V109H262ZM261 110V111H262ZM3 111V110H2ZM2 111L0 112V113H2ZM89 111V110H88ZM141 110H139V112H140ZM144 111V110H143ZM146 111V110H145ZM154 111V112H155ZM231 111V110H230ZM233 111V110H232ZM235 111V110H234ZM78 112H80V111H78ZM132 112H133V110L132 111H130V116H132L131 114H132ZM134 112H137V110H135ZM179 112V111H178ZM183 112V111H182ZM228 112V111H227ZM254 112V111H253ZM263 112V111H262ZM5 113V112H4ZM17 113V114H16ZM118 113V112H117ZM147 113V112H146ZM167 113V112H166ZM218 113V112H217ZM229 113V112H228ZM227 113V114H228ZM259 113V112H258ZM145 114V113H144ZM148 114V113H147ZM152 114V113H151ZM154 114V113H153ZM231 114V113H230ZM234 114V113H233ZM0 115H4V114H0ZM11 115V113L8 115V117ZM13 115V114H12ZM28 115V117H26V116ZM75 115V114H74ZM73 115V116H74ZM137 115H139V114H137L136 113V116H134V117H137ZM146 115V114H145ZM236 115V114H235ZM250 115H253V114H250ZM4 116H6L7 117V115H4ZM128 116H129V114H128ZM186 116V115H185ZM213 116V115H212ZM217 116V115H216ZM233 116V115H232ZM256 116V115H255ZM3 117V116H2ZM1 117V118H2ZM11 117V116H10ZM124 117V116H123ZM127 117V116H126ZM134 117H132L133 119H135ZM140 117V116H139ZM177 117V116H176ZM211 117V116H210ZM262 117H264V116H262ZM11 118H13V117H11ZM16 118V120L15 121H17V117H15ZM14 118V119H15ZM20 118V117H19ZM21 118H23V117H21ZM51 118H53V119H51ZM74 118V117H73ZM119 118V117H118ZM122 118V117H121ZM131 118V117H130ZM138 118V117H137ZM164 118V117H163ZM173 118V117H172ZM172 118H171V120H172ZM213 118V117H212ZM231 118V117H230ZM229 118V119H230ZM253 118V117H252ZM7 119H9V118H7ZM6 118H5V120H4V117H3V121H5V122H3V124L5 125V123H6V120H7ZM30 121H29V120ZM60 119H62V118H60ZM64 119V118H63ZM182 119V118H181ZM218 119V118H217ZM220 119V118H219ZM223 119H224V117H223ZM228 119V120H229ZM241 119V118H240ZM2 119H0V121H1ZM19 120V119H18ZM23 120L24 119H22V122H23ZM67 120V119H66ZM71 120V119H70ZM120 120V119H119ZM122 120V119H121ZM124 121H125V119H123ZM123 120H122V122H123ZM129 120V119H128ZM131 120V119H130ZM159 120H161V119H159ZM195 120H197V119H195ZM201 120V119H200ZM210 120V119H209ZM8 121V120H7ZM20 121H21V119L19 120V123L18 124H21L20 123ZM25 121V120H24ZM140 121H142L141 120V118H140ZM146 121V120H145ZM206 121V120H205ZM225 121V120H224ZM11 122V121H10ZM36 122V123H37ZM65 122V121H64ZM67 122V121H66ZM117 122H119V121H117ZM117 122L115 123V124H117ZM122 122H119V123H121L122 125H123V123ZM137 122H139V120L137 121ZM163 122H165V121H163ZM167 122V121H166ZM169 122V121H168ZM212 122V121H211ZM12 123H13V120H12ZM17 123V122H16ZM41 123H39V125L41 124ZM114 123V122H113ZM214 122H212V124H213ZM225 123V122H224ZM227 123H228V121H227ZM245 123V122H244ZM2 124V125H3ZM7 124V123H6ZM15 124V123H14ZM13 124V125H14ZM24 123H22V125H23ZM59 124V123H58ZM71 124V123H70ZM112 124V123H111ZM120 124V125H121ZM128 124V123H127ZM129 124L130 125H128V126H125V127H123L122 129H123V131L125 132V133H131V134H134V133H136V132H138L139 131V125L137 126L136 124H134V125H132L130 122H129ZM146 124V123H145ZM144 124V125H145ZM164 124V123H163ZM189 124V123H188ZM187 124V125H188ZM194 124H195V122H194ZM197 124H198V121H197ZM221 124H223V123H221ZM229 124V123H228ZM233 124V123H232ZM242 124V123H241ZM254 124V123H253ZM2 126L3 128L5 127V126ZM8 125V124H7ZM6 125V126H7ZM12 125V126H13ZM26 125V124H25ZM25 125H23V126H25ZM28 125V124H27ZM31 125V124H30ZM82 125V124H81ZM120 125H119V127H120ZM142 125V124H141ZM166 125V124H165ZM180 125V124H179ZM183 125V124H182ZM214 125V124H213ZM226 125V124H225ZM234 125V124H233ZM238 125V124H237ZM243 125V124H242ZM49 126V127H50ZM60 126V125H59ZM115 126V125H114ZM157 126V125H156ZM155 126V127H156ZM176 126V125H175ZM185 126V125H184ZM206 126V125H205ZM221 126V125H220ZM231 126V125H230ZM247 126V125H246ZM16 127H17V125H16ZM20 127V126H19ZM33 127V126H32ZM38 128L40 127V126H37ZM36 127V128H37ZM45 127V126H44ZM56 127H58V125L56 126ZM62 127V126H61ZM74 127V126H73ZM85 127V126H84ZM109 127V126H108ZM149 127V126H148ZM189 127H191V126H189ZM2 128V129H3ZM7 128V130L9 131V132H14L13 130H15L16 131V129L14 128V126H13V130L11 129V131H10V128H12V127H10L9 129H8V126L6 127ZM6 128H4V130L6 129ZM18 128V127H17ZM20 128H21V131H20ZM19 128V130H17V132L18 131H20L21 133L22 132H24V130H22V128L23 127H20ZM28 128H29V126H28ZM30 128H31V126H30ZM29 128V129H30ZM37 128V129H38ZM41 128V127H40ZM111 128V127H110ZM159 128H160V126H159ZM168 128V127H167ZM171 128V127H170ZM179 130H181L180 129V127H177ZM185 128H187V127H185ZM232 128V127H231ZM230 128V129H231ZM247 128V127H246ZM255 128V127H254ZM259 128V127H258ZM23 129H25V128H23ZM36 129V130H37ZM43 129V128H42ZM45 129V128H44ZM74 129V128H73ZM80 129V128H79ZM88 129V128H87ZM141 129H142V127H141ZM174 128H171V130H173ZM205 129H208V128H205ZM212 129H214V127H212ZM229 129V128H228ZM233 129V128H232ZM231 129V130H232ZM234 129H236V128H234ZM7 130H5V134H7ZM28 130V129H27ZM32 130V129H31ZM30 130V131H31ZM40 130V129H39ZM48 130V129H47ZM55 129H53V131H54ZM65 130V129H64ZM67 130V129H66ZM86 130V129H85ZM117 130V129H116ZM148 130V129H147ZM161 130V129H160ZM176 130V129H175ZM201 130H203V129H201ZM209 130H210V128H209ZM218 130V129H217ZM240 130H241V128H240ZM250 130V129H249ZM261 130H263V129H261ZM260 130V131H261ZM0 131H1V128H0ZM33 131V130H32ZM52 131V132H53ZM56 131H59V130H56ZM71 131V130H70ZM87 131H89V130H87ZM108 131V130H107ZM154 131V130H153ZM162 131V130H161ZM190 131V130H189ZM191 131H193L192 129H191ZM213 131V130H212ZM234 131V130H233ZM245 131V130H244ZM2 132H4V131H2ZM8 132V133H9ZM19 132V133H20ZM26 132V131H25ZM28 132V131H27ZM25 133V134H28V133ZM45 132V131H44ZM47 132V131H46ZM50 132H51V130H50ZM98 132V131H97ZM144 132V131H143ZM146 132V131H145ZM149 132V131H148ZM179 132V131H178ZM184 132V131H183ZM206 132V131H205ZM214 132V131H213ZM223 132V131H222ZM232 132V131H231ZM235 132V131H234ZM234 132H232V134L234 133ZM16 133V132H15ZM31 133V135H29ZM35 133L37 134V133H39V132H36L35 131ZM49 133V132H48ZM56 134H57V132H55ZM61 132H59L58 134H60ZM103 133V132H102ZM113 133V132H112ZM124 133V134H125ZM147 133V132H146ZM150 133V132H149ZM152 133V132H151ZM166 133V132H165ZM167 133H169V132H167ZM175 133V132H174ZM263 133V132H262ZM0 134H3V133H1L0 132ZM24 134V133H23ZM29 136H33L32 135V132H29ZM35 134V135H36ZM47 134V133H46ZM45 134V135H46ZM56 134H54L53 133V135H56ZM70 134V133H69ZM92 134V133H91ZM98 134H99V132H98ZM109 134V133H108ZM155 134V133H154ZM184 134V133H183ZM182 134V135H183ZM197 134V133H196ZM211 134V133H210ZM257 134V133H256ZM260 134V133H259ZM15 135H19V134H15ZM39 135V134H38ZM43 135H44V133H43ZM50 135V134H49ZM53 135L51 134V136L53 137ZM84 135H85V133H84ZM142 135V134H141ZM169 135V134H168ZM174 135V134H173ZM173 135H171V137L173 136ZM238 135V134H237ZM253 135H254V133H253ZM3 136V135H2ZM6 136V135H5ZM8 136V135H7ZM14 136V135H13ZM29 136H26V138L28 139V137ZM37 136V135H36ZM36 136H34V137H36ZM71 136V135H70ZM103 136V135H102ZM105 136H107V135H105ZM112 136H113V134H112ZM146 136H147V134H146ZM156 136V135H155ZM160 136V135H159ZM167 136V135H166ZM170 136V135H169ZM168 136V137H169ZM176 136V135H175ZM181 136V135H180ZM195 136V135H194ZM233 136H234V134H233ZM244 136V135H243ZM256 136V135H255ZM23 137V135L21 136V138ZM39 137H41V136H39ZM48 137V136H47ZM46 137V138H47ZM164 137V136H163ZM167 137V138H168ZM170 137V138H171ZM185 137V136H184ZM196 137V136H195ZM237 137V136H236ZM259 137H260V135H259ZM6 138V137H5ZM31 138H33V137H31ZM45 138V137H44ZM66 138V137H65ZM99 138V137H98ZM110 138V137H109ZM146 138V137H145ZM191 138V137H190ZM190 138H189V140H190ZM239 138V137H238ZM252 138V137H251ZM35 139H37V137L36 138H34V139H32L33 141L35 140ZM41 139V138H40ZM47 139H50V138H47ZM46 139V140H47ZM90 139V138H89ZM112 139V138H111ZM169 139V138H168ZM179 139H180V137H179ZM195 139V138H194ZM205 139V138H204ZM216 139V138H215ZM228 139H230V138H228ZM245 139V138H244ZM256 139H257V137H256ZM259 139V138H258ZM24 140V139H23ZM32 140L30 139L29 141H31L30 143H28L29 145L30 144H32ZM70 140V139H69ZM84 140V139H83ZM88 140V139H87ZM105 140V139H104ZM146 140H147V138H146ZM157 140V139H156ZM164 140V139H163ZM181 140V139H180ZM196 140V139H195ZM225 140V139H224ZM251 140V139H250ZM6 141V140H5ZM4 141V142H5ZM24 141H26V140H24ZM29 141H27V142H29ZM36 141V140H35ZM48 141V140H47ZM50 141V140H49ZM57 141V140H56ZM55 141V142H56ZM78 141V140H77ZM86 141V140H85ZM159 141H161V139L159 140ZM158 141V142H159ZM167 141H169V140H166V142ZM186 141V140H185ZM185 141H184V143H185ZM240 141V140H239ZM262 141V140H261ZM7 142V141H6ZM11 142V141H10ZM27 142H26V145H27ZM45 142V141H44ZM60 142V141H59ZM93 142V141H92ZM123 142H126V141H123ZM148 142V141H147ZM172 142H173V140H172ZM175 142V141H174ZM182 142V144H184L183 143V141H181ZM196 142H197V140H196ZM206 142H209V141H206ZM226 142V141H225ZM229 142V141H228ZM254 142H255V140H254ZM22 143V142H21ZM35 143H38V144H35L36 145V147L34 146V144H33V147H35V149H34V152L32 151L31 152V155H33V153H36L37 154V152L38 153H41L40 152V150L41 149H37L36 150V148L38 147L37 145H39V142H35ZM41 143V142H40ZM47 143V142H46ZM54 143V142H53ZM68 143H70V142H68ZM97 143H98V141H97ZM106 143L108 144V146L109 147H114L115 145H116V141H114V140H107L106 141ZM130 143V142H129ZM156 143V142H155ZM167 143H169V142H167ZM180 143V142H179ZM211 143V142H210ZM215 143V142H214ZM224 143V142H223ZM255 143H257V142H255ZM262 143V146H261V150H262V155L261 156H259L258 158H256L255 160H253V161H251V163H246V164H243V165H241L240 167H239V165H232V167L233 166H236V167H239V168H237V169H235L234 168V176L240 181V182H242L243 184L245 183V184H247V186H248V184H252L251 186L253 187L254 186V188H257L258 190H260V192L264 195V176L262 175V177H255L251 182H250V180L249 179H251V178H253V177H251V178H249L248 177V171H250L251 170V168H253V166H255L257 163L259 164V163H261V162H263L264 161V140H263V142H261ZM15 144V143H14ZM64 144V143H63ZM76 144V146H77V142L75 143ZM74 144V145H75ZM127 143H125V145H126ZM146 144V143H145ZM160 144H161V142H160ZM209 144V143H208ZM207 144V145H208ZM217 144V143H216ZM250 144V143H249ZM8 144H6V146H7ZM10 145V144H9ZM25 145V144H24ZM65 145H66V143H65ZM68 145V144H67ZM72 145V144H71ZM94 145V144H93ZM140 145V144H139ZM153 145V144H152ZM162 145H165V144H163L162 143ZM168 145V144H167ZM205 143H204V141H202L201 139H199V141L197 142V148L199 149V150H202V152L204 151V150H206V148H209L208 146L209 145H211V144H209L208 146H207ZM215 145V144H214ZM220 145V144H219ZM225 145V144H224ZM234 145V144H233ZM261 145V144H260ZM1 146V145H0ZM5 146V145H4ZM11 146V145H10ZM17 146V145H16ZM31 146V145H30ZM43 146H45V144H43L42 145V147ZM60 146H63V145H60ZM95 146H97V145H95ZM107 146V147H108ZM138 146V145H137ZM161 146V145H160ZM171 146V145H170ZM169 146V147H170ZM173 146V145H172ZM189 146V145H188ZM192 146H193V142H192ZM213 146V145H212ZM222 146V145H221ZM226 146V145H225ZM237 146V145H236ZM254 146V145H253ZM12 147V146H11ZM13 147H15V146H13ZM12 147V148H13ZM41 147V145L39 146V148ZM46 147V146H45ZM67 147V146H66ZM69 147V146H68ZM71 147H74L73 145L71 146ZM86 147V146H85ZM93 147V146H92ZM99 147V146H98ZM101 147V146H100ZM99 147V148H100ZM157 147H159L158 145H157ZM228 147H230L229 145H228ZM255 147V146H254ZM260 147V146H259ZM10 148V147H9ZM26 148V147H25ZM98 148V149H99ZM119 148V147H118ZM162 148V147H161ZM172 148H175V147H172ZM185 148V147H184ZM184 148H183V150H184ZM189 148H191V147H189ZM194 148H195V146H194ZM193 148V149H194ZM210 148H212V147H210ZM2 149H4V148H1V150ZM6 149V148H5ZM18 149H20V148H18ZM23 149V148H22ZM28 149V148H27ZM44 149V148H43ZM61 150H62V148H60ZM65 149V148H64ZM63 149V150H64ZM67 149V148H66ZM70 149V148H69ZM88 149H90V148H88ZM93 149H94V147H93ZM132 149V148H131ZM145 149V148H144ZM149 149V148H148ZM160 149V148H159ZM165 149V148H164ZM176 149V148H175ZM192 149V150H193ZM216 149L218 150L219 148H217L216 147ZM232 149V148H231ZM29 150V149H28ZM31 150V149H30ZM33 150V149H32ZM59 150V149H58ZM62 150V151H63ZM96 150V149H95ZM127 150V149H126ZM139 150V149H138ZM147 150V149H146ZM153 150V149H152ZM156 150V149H155ZM179 150V149H178ZM181 150H182V148H181ZM181 150H180V152H181ZM189 150V149H188ZM195 150V149H194ZM193 150V151H194ZM238 150V149H237ZM19 151V150H18ZM42 151V150H41ZM54 151H56V150H54ZM65 151V150H64ZM63 151V152H64ZM77 151H79V150H77ZM81 151V150H80ZM99 151H101V150H99ZM111 151V150H110ZM130 151V150H129ZM216 151V150H215ZM214 151V152H215ZM231 151V150H230ZM62 152V153H63ZM67 152V151H66ZM69 152V151H68ZM127 152V151H126ZM134 152V151H133ZM143 152V151H142ZM148 153H149V150L147 151ZM152 151H150V153H151ZM153 152H154V150H153ZM155 152H157V151H155ZM154 152V154H156ZM170 152V151H169ZM205 152V151H204ZM203 152V153H204ZM206 152L207 153H209V154H207V156L209 155L210 156V158L211 157H213V152H212V150H211V152H209V151H207L206 150ZM219 152V151H218ZM218 152L216 153V154H218ZM258 152V151H257ZM261 152V151H260ZM30 152H28V154H29ZM50 153V152H49ZM55 153V152H54ZM59 153H60V150H59ZM101 153V152H100ZM124 153V152H123ZM149 153V154H150ZM198 153V152H197ZM220 153V152H219ZM237 153H238V151H237ZM254 153V152H253ZM43 154V153H42ZM74 154V153H73ZM82 154V153H81ZM85 154V153H84ZM86 154H87V152H86ZM99 154V153H98ZM118 154V153H117ZM122 154V153H121ZM153 154V153H152ZM153 154V155H154ZM165 154V153H164ZM179 154V153H178ZM196 154V153H195ZM201 154V153H200ZM215 154V155H216ZM27 155V154H26ZM30 154L29 155H27V157L28 156H31ZM39 155V154H38ZM47 156V154H45L44 153V155L43 156ZM49 155V154H48ZM52 155V154H51ZM56 155V154H55ZM69 155V154H68ZM113 155V154H112ZM130 155V154H129ZM134 155V154H133ZM137 155V154H136ZM174 155V154H173ZM176 155V154H175ZM182 154H180V157H182L181 156ZM227 155V154H226ZM230 155H232V154H230ZM34 156H35V154H34ZM40 156V155H39ZM66 156V155H65ZM90 156V155H89ZM152 156V155H151ZM159 156H160V154H159ZM159 156H157V159H158V157ZM165 156H167V154L165 155ZM165 156H163L162 155V157L163 158H165ZM194 156V155H193ZM217 156V155H216ZM219 156V155H218ZM221 156V155H220ZM223 156H225V155H223ZM223 156H222V158H223ZM233 156V155H232ZM231 156V157H232ZM239 156V155H238ZM25 157V156H24ZM23 157V158H24ZM27 157H25L24 158V161H25V159L27 158ZM33 157V156H32ZM85 157V156H84ZM144 157H145V155H144ZM150 157V156H149ZM153 157V156H152ZM176 157V156H175ZM185 157V156H184ZM183 157V158H184ZM198 157V156H197ZM242 157V156H241ZM256 157V156H255ZM37 159H38V157H36ZM40 158H42V161H40L39 163H37V167L40 165V163L42 164V168L43 167H45V168H47V170L46 169H44L43 168V171H42V169L40 168V166H39V169H41V171H40V174L42 173V174H44L45 175V177L46 176H48V177H50L47 173H49V174H52L53 175V173H56L57 174V179H56V181H55V187H57L58 189H63V188H65V187H68V185H69V183L71 182V181H73L74 180V185H76V187H79L81 190H84V191H86L90 186H95V191H96V193H97V195H101V197H103L102 195H109V196H111V197H115V196H117V197H121L122 196V198H124L123 196H125V198L124 199H126L125 201L127 202V200H128V198L130 199H137V200H140V202L142 201V202H144L145 203V200L147 201V199L149 200V201H151V202H149V204L150 203H153L154 205H158L159 207H160V205H162V201H163V203H164V200H159V198H158V195L161 193L160 191H157V189L155 190V189H153V186L154 185H158V186H160L161 188H162V190H163V193H166V194H169V195H171L170 197L172 198V197H174V200L173 201H171V202H169L170 203V206L174 209V210H176L177 211V213L179 214L178 215V218L180 217L181 219L183 218L184 220H187V221H190V222H192V220H197V219H200V217H198V216H201V215H203V214H201V215H199V214H197V210H205L206 211V209H205V207L203 206L204 204H203V202H204V199L206 198L205 196H208V195H211L212 194V192L214 193V190H213V188H211V186H209V180L208 181H204V182H197V181H192L191 180V178H190V176H189V174H190V168L188 169V167L187 168H182V169H184L185 171H186V169L187 170H189L188 172H189V174H188V172H185L184 170L183 171H181L182 169H177L176 168V170H178V171H174V172H171V163H170V166L168 167V165H165L167 168H168V170H169V172L168 173H170V174H166V175H164V176H159V177H150V176H134L133 174H132V176H111V177H109V180H110V182L111 183H113V187H110V188H108L109 186L107 185L108 183L110 184V182H108V181H105L107 184H104V183H101V182H98V180L97 181H95V178H93V175H92V173L89 171H87V170H85V171H80L79 169L80 168H78V162L81 160H78V157L76 156H74L73 158H70V155H69V159H66V158H63V157H61V156H59L58 157V155H56V157H53V156H48L47 158H44V157H39V160H40ZM43 158H44V160H43ZM161 158V157H160ZM166 158H172V157H166ZM192 158V156L190 157V159ZM194 158V157H193ZM216 158V157H215ZM221 158V159H222ZM229 158V157H228ZM243 158V157H242ZM252 158H253V156H252ZM20 159H21V157H20ZM29 159V158H28ZM28 159H26V161L28 162ZM34 159H35V157H34ZM37 159H35V163H36V160ZM98 159V158H97ZM137 159H138V157H137ZM143 159V158H142ZM155 159H156V157H155ZM173 159V158H172ZM176 159V158H175ZM204 159V158H203ZM212 159H214V158H212ZM230 159V158H229ZM235 159V158H234ZM239 159H240V157H239ZM250 159H251V157H250ZM38 160V161H39ZM109 160V159H108ZM107 160V161H108ZM132 160H134V159H132ZM154 160V159H153ZM161 160H163V162H164V159H161ZM177 160H179V164L180 163H182V162H180V161H184L183 159L182 160H180V159H178L177 158ZM198 160V159H197ZM202 160V159H201ZM219 160V159H218ZM223 160V159H222ZM232 160H233V158H232ZM232 160H230L231 162H232ZM244 160V159H243ZM19 161H21V160H19ZM22 161H23V159H22ZM21 161V162H22ZM25 161V162H26ZM32 161V160H31ZM37 161V162H38ZM120 161V160H119ZM144 161V160H143ZM168 160H166L165 159V162L166 163H168L167 162ZM191 161V160H190ZM195 161V160H194ZM193 161V163H195ZM224 161V160H223ZM230 161H228V163H231ZM26 162V163H27ZM29 162H30V160H29ZM94 162V161H93ZM98 162V161H97ZM96 162V163H97ZM100 162V161H99ZM121 162H122V160H121ZM125 162V161H124ZM162 162V163H163ZM188 162H189V160H188ZM192 162V161H191ZM208 162V161H207ZM211 162V161H210ZM222 162V161H221ZM238 162V161H237ZM236 162V163H237ZM242 161H240V163H241ZM245 162V161H244ZM23 163V162H22ZM31 163V162H30ZM33 163V162H32ZM31 163V164H32ZM129 163H131L130 161H129ZM133 163V162H132ZM144 163V162H143ZM196 163H198V161H196ZM195 163V164H196ZM201 163V162H200ZM227 163V164H228ZM240 163H238V164H240ZM13 164V163H12ZM10 162H9V160H8V158H6L5 156H3V155H1L0 156V166L1 167H5V169H6V171H8V169H9V173L10 172H12V173H14V174H12V177H16L15 176V172L17 171L18 172V170H16L17 168H16V166H14V165H12ZM24 164V163H23ZM23 164H21L22 166V168L20 167V169H23ZM29 163H27L26 165H28ZM30 164V166L31 167H29V170H31L32 169V171H29V170H27V168H24L25 170L23 171V172H27L28 171V176L30 177V180H29V182H30V184L28 183V186L26 185V187L24 186V183H22L23 185H19V184H16L15 182H14V184H15V186L17 185H19V187H17L18 189H21L22 191V193H23V195L24 194H26L25 196L27 197V195H29V198H30V196H32V197H34L35 198V201H42L43 199H45V201L49 198V200L51 199L50 198V196L52 197V200H59L58 198V195H57V192H56V194H51L50 196H42V197H40V195L38 196V193L40 192V191H43V190H46L48 187H50V185L51 184H49L48 182H43L44 180H42V182L40 181V176H39V174H37L39 171H35V170H33V168L32 167H35V166H32V165H34V163L31 165ZM39 164V165H38ZM159 164V163H158ZM160 164H161V162H160ZM159 164V165H160ZM175 164V163H174ZM189 164H191V163H189ZM213 164V163H212ZM216 164V163H215ZM226 164V163H225ZM226 164V165H227ZM232 164V163H231ZM94 165V164H93ZM106 165H107V163H106ZM112 165V164H111ZM116 165V164H115ZM114 165V166H115ZM124 165V164H123ZM158 165V166H159ZM163 165V166H164ZM199 165H201V164H199ZM210 165V164H209ZM20 166V165H19ZM92 166V165H91ZM103 166H105V165H103ZM118 166V165H117ZM127 166V165H126ZM161 167H163L162 165H160ZM159 166V167H160ZM163 167L162 169H164L165 168V170H166V167ZM179 166H181V165H179ZM178 166V167H179ZM185 166V165H184ZM184 166H182V167H184ZM187 166H189L188 164H187ZM191 166H192V164H191ZM194 166V165H193ZM201 166H205V165H201ZM207 166V165H206ZM206 166H205V169H206ZM263 166V165H262ZM262 166H260V167H262ZM26 167V166H25ZM107 167H108V165H107ZM116 167V166H115ZM210 168H212L211 166H209ZM209 167H208V169H209ZM230 167V166H229ZM84 168V167H83ZM98 168V167H97ZM120 168H121V166H120ZM125 168V167H124ZM133 168V167H132ZM170 168V169H169ZM173 168V167H172ZM180 168V167H179ZM192 168V167H191ZM213 168H215V166L213 165ZM221 168V167H220ZM259 168V167H258ZM262 168H264V167H262ZM92 169V168H91ZM195 169V168H194ZM197 169H198V167H197ZM204 169V168H203ZM204 169V170H205ZM227 169H229V168H227ZM254 169L255 168H253L252 170L254 171ZM44 170H46L47 171V175L45 174V173H43L44 172ZM111 170V169H110ZM109 169H108V171H110ZM118 170V169H117ZM136 170V169H135ZM167 170V171H168ZM196 170V169H195ZM200 170V169H199ZM210 170V169H209ZM226 170V169H225ZM231 170V169H230ZM251 170V171H252ZM1 171V170H0ZM6 171H2V175H3V172H6ZM15 171V172H14ZM22 171V170H21ZM114 171H116V170H114ZM142 171V170H141ZM181 171V172H180ZM198 171V170H197ZM201 172H202V170H200ZM206 171V170H205ZM232 170H231V173L233 172ZM250 171V172H251ZM19 172H20V170H19ZM18 172V173H19ZM119 172V171H118ZM162 172H163V170H162ZM165 172V171H164ZM163 172V173H164ZM199 172V171H198ZM197 172V173H198ZM210 172V171H209ZM218 172V171H217ZM230 172V171H229ZM8 173V174H9ZM21 173V172H20ZM19 173V174H20ZM108 173V172H107ZM110 174L112 173L113 175H114V173H117V172H112V171H110L109 172ZM135 173V172H134ZM141 173V172H140ZM206 173V172H205ZM253 173V172H252ZM7 173H5L3 176H5ZM7 174V175H8ZM11 174V173H10ZM41 174V175H42ZM56 174L55 175H53V177L55 176L56 177ZM106 174V173H105ZM136 174V173H135ZM155 174H156V171H155ZM158 174V173H157ZM201 174V173H200ZM209 174V173H208ZM260 174H264L263 172L262 173H260ZM260 174H258V176L260 175ZM6 175V176H7ZM14 175V176H13ZM23 175H24V173H23ZM25 175H26V173H25ZM44 175H43V177H44ZM107 175V174H106ZM105 175V176H106ZM159 175V174H158ZM157 175V176H158ZM162 175V174H161ZM194 175V174H193ZM206 175V174H205ZM210 175V174H209ZM213 175V174H212ZM220 175V174H219ZM11 176V175H10ZM9 176V177H10ZM109 176V175H108ZM8 177V176H7ZM26 177V176H25ZM44 177V178H45ZM53 177H50V179H52ZM191 177H192V175H191ZM207 177V176H206ZM234 177V178H235ZM1 178V177H0ZM5 178V177H4ZM20 178V177H19ZM27 178V177H26ZM43 178V179H44ZM47 178V177H46ZM193 178V177H192ZM195 178V177H194ZM197 178V177H196ZM229 178V177H228ZM6 179V178H5ZM7 179H9V178H7ZM6 179V180H7ZM16 179L18 180V178L16 177ZM25 179V178H24ZM55 179V178H54ZM2 180V179H1ZM0 180V181H1ZM11 180V179H10ZM45 180H47V179H45ZM48 180H49V178H48ZM53 180V179H52ZM101 180V179H100ZM107 180V179H106ZM197 180V179H196ZM24 181V180H23ZM50 181V180H49ZM16 182H19V181H16ZM22 182V181H21ZM25 182V181H24ZM98 182V183H97ZM102 182H104V181H102ZM137 182H141L142 183V185L140 184V185H136V183ZM234 182V181H233ZM236 182H238V181H236ZM246 182H249V183H246ZM11 183H13V182H11ZM20 183V182H19ZM211 183V182H210ZM218 183V182H217ZM239 183V182H238ZM21 184V183H20ZM138 184V183H137ZM223 184V183H222ZM53 185V184H52ZM220 185V184H219ZM6 186V185H5ZM13 189H15V187H13V185H10ZM24 186V187H23ZM138 187V190H133V189H131V187ZM222 186V185H221ZM231 186V185H230ZM234 186H235V184H234ZM233 186V187H234ZM237 186V185H236ZM235 186V187H236ZM247 186H245L244 185V187H247ZM75 187V186H74ZM136 187V188H137ZM155 187V186H154ZM220 187V186H219ZM218 187V188H219ZM238 187V186H237ZM240 187V186H239ZM155 188H158V187H155ZM68 189V188H67ZM72 189V188H71ZM79 189V190H80ZM243 189V188H242ZM257 189H256V191H257ZM17 190V189H16ZM70 190V189H69ZM161 190V191H162ZM14 191V190H13ZM51 191V190H50ZM71 191V190H70ZM83 191V194L84 193H86V192H84ZM245 191V190H244ZM20 192V191H19ZM82 192V191H81ZM160 192V193H159ZM259 192V193H260ZM22 193H20V194H22ZM50 193V192H49ZM69 193V192H68ZM71 193H73V192H71ZM80 193V192H79ZM252 193V192H251ZM256 193V192H255ZM17 194V193H16ZM15 194V195H16ZM61 194V193H60ZM65 194H66V192H65ZM65 194L64 195H62L63 196V198H64V196H65ZM228 194V193H227ZM239 194V193H238ZM22 195V196H23ZM161 195V194H160ZM169 195H167V196H169ZM244 195V194H243ZM245 195H247V194H245ZM249 195H250V193H249ZM255 195V194H254ZM17 196H20V195H17ZM73 196H75V195H73ZM108 196V197H109ZM248 196V195H247ZM31 197V198H32ZM58 197V198H57ZM61 197V196H60ZM66 197H67V195H66ZM69 197H71V196H69ZM83 197V196H82ZM128 197V198H127ZM169 197V198H170ZM250 198H251V196H249ZM18 198H22L21 196L20 197H18ZM72 198V197H71ZM70 198V199H71ZM110 198V197H109ZM226 198V197H225ZM23 199V198H22ZM80 199V198H79ZM105 199V198H104ZM111 199V198H110ZM114 199H116V198H114ZM121 199V198H120ZM119 199V200H120ZM123 199V200H124ZM160 199H162L161 198V196H160ZM164 199H166V198H164ZM173 199V198H172ZM171 199V200H172ZM247 199H249V198H247ZM29 200V199H28ZM32 200H34V199H32ZM32 200H31V202H32ZM49 200H47L48 201V204H49ZM62 200V199H61ZM60 200V201H61ZM116 200H118V199H116ZM136 200V201H137ZM207 200V199H206ZM215 200H216V198H215ZM222 200V199H221ZM220 200V201H221ZM2 201V200H1ZM21 201V200H20ZM27 201V200H26ZM44 201V200H43ZM42 201V202H43ZM54 201V202H55ZM60 201L58 202V204L60 203ZM70 201V200H69ZM75 201V200H74ZM77 201V200H76ZM80 201V200H79ZM121 201V200H120ZM124 201V202H125ZM131 200H129V202H130ZM168 201H170V200H168ZM30 202V201H29ZM34 202V201H33ZM62 202V201H61ZM78 202V201H77ZM77 202H75V203H73V207L74 208H76V210L79 212V213H82L83 214V216H84V220L82 221V224H83V222L85 223V226H86V224L89 226V225H91V224H93V223H95L94 222V219L88 214V212L87 211H85L82 207H81V205L79 204V203H77ZM110 202V201H109ZM128 202V203H129ZM134 201H131L130 202V204L131 203H133ZM166 202V201H165ZM222 202V201H221ZM23 203V202H22ZM39 204H40V202H38ZM38 203H36V205L38 204ZM53 203V202H52ZM51 203V204H52ZM56 203V202H55ZM69 203V202H68ZM83 203V202H82ZM111 203V202H110ZM105 204V205H103V206H101V207H105V211H106V209L109 211V210H111V212H113L112 210H115V208H114V205L116 204V202H112L111 204ZM117 203H119L118 201H117ZM127 203V204H128ZM135 203V202H134ZM147 203V202H146ZM166 203H168V202H166ZM166 203L165 204H163V205H165V207L167 206L166 205ZM168 203V204H169ZM250 203V202H249ZM27 204V203H26ZM61 204V203H60ZM72 204V203H71ZM120 204V203H119ZM119 204H117V206L119 205ZM121 204H123V203H121ZM126 204V203H125ZM136 204V203H135ZM137 204H138V202H137ZM142 204V205H141ZM140 205L143 207V203H141ZM160 204V205H159ZM207 204V203H206ZM211 204V203H210ZM14 205V204H13ZM25 205V204H24ZM24 205H23V207H24ZM54 205V207H55V205H57V203L56 204H53ZM52 205V206H53ZM69 205V204H68ZM113 205V206H112ZM145 205V204H144ZM147 205H148V203H147ZM253 205V204H252ZM62 206H64V205H62ZM61 206V207H62ZM84 206V205H83ZM87 206V205H86ZM126 206H128V205H126ZM131 206V205H130ZM132 206H134V204L132 205ZM149 206V205H148ZM150 206H151V204H150ZM254 206H256V205H254ZM16 207V206H15ZM19 207V206H18ZM21 207V206H20ZM26 207V206H25ZM30 207V206H29ZM122 207V206H121ZM138 207V206H137ZM145 207H146V205H145ZM145 207H143V208H145ZM164 207V208H165ZM214 207V206H213ZM22 208V207H21ZM43 208V207H42ZM60 208V207H59ZM65 210L63 209V207L62 208H60V209H63L64 211V213L65 214H67V215H69V211H71L70 210V208H68V206L67 205H65ZM97 208H99V207H97ZM96 208V209H97ZM114 208V209H113ZM162 208H163V206H162ZM168 208V207H167ZM207 208V207H206ZM212 208V207H211ZM211 208H208V209H211ZM226 208V207H225ZM231 208V207H230ZM27 209H29V208H27ZM55 209V208H54ZM53 209V210H54ZM100 209V208H99ZM117 209H120V207L118 208L117 207ZM147 209V208H146ZM150 210L152 209V208H149ZM170 209V208H169ZM214 209V208H213ZM227 209V208H226ZM233 209H235V208H233ZM237 209V208H236ZM239 209V208H238ZM253 209H255V208H253ZM10 209H8L7 211H9ZM30 210V209H29ZM56 210V209H55ZM58 210V209H57ZM103 209H101L100 211H102ZM125 210V209H124ZM129 210V209H128ZM140 210V209H139ZM173 210V211H174ZM6 211V210H5ZM6 211V212H7ZM17 211V210H16ZM21 211V210H20ZM25 212L27 211V210H24ZM32 211V210H31ZM61 211V210H60ZM90 211V210H89ZM99 211V212H100ZM104 211V210H103ZM118 213H120L118 210H116ZM121 211H123L122 209H121ZM133 211V210H132ZM131 211V212H132ZM141 211V210H140ZM145 211V210H144ZM170 211H172L171 209H170ZM195 211H196V213H195ZM211 212L213 211V210H210ZM219 211H220V209H219ZM225 211V210H224ZM228 211V210H227ZM226 211V212H227ZM13 212V211H12ZM11 212V213H12ZM52 212V211H51ZM62 212V211H61ZM124 212V211H123ZM204 212V211H203ZM214 212H215V209H214ZM221 212H223V211H221ZM229 212V211H228ZM228 212L226 213V214H228ZM231 212H232V210H231ZM5 213V212H4ZM3 213V214H4ZM14 213H16V212H14ZM12 214L13 216H14V218H15V216H17L19 219H20V213H18L19 215H15V214ZM27 213V212H26ZM33 213V212H32ZM53 213V212H52ZM63 213V214H64ZM76 213V212H75ZM114 213V212H113ZM154 213V212H153ZM174 213H175V211H174ZM176 213V214H177ZM198 213H200V212H198ZM205 213V212H204ZM206 213H208V212H206ZM232 213H234V216H235V213L236 212H232ZM231 213V214H232ZM238 213V212H237ZM6 214H9V212L8 213H6ZM73 214V213H72ZM126 214H130L129 215V217H128V215H127V217L128 218H130L129 220H134L133 222H135L136 220H137V223L138 222H140L137 218L139 217L138 215H134V213H133V215L136 217V216H138L136 219H134V218H132V217H134L133 215H132V217H130L131 216V214L132 213H126ZM138 214V213H137ZM195 214H197L198 216H195ZM230 214V213H229ZM231 214H230V217H231ZM22 215V214H21ZM30 215V214H29ZM47 215V214H46ZM53 215V214H52ZM59 215H61V213L60 214H58L57 216H59ZM122 215H124V213L122 214ZM143 215V214H142ZM141 215V216H142ZM221 215V214H220ZM222 215H224L223 213H222ZM221 215V216H222ZM233 215V214H232ZM257 215V214H256ZM259 215V214H258ZM25 216V215H24ZM66 216V215H65ZM70 216L71 215H69V218H70ZM81 216V215H80ZM120 216V215H119ZM126 215H124V217H125ZM169 216V215H168ZM205 216H209V214L208 215H205ZM214 216V215H213ZM218 216H219V214H218ZM227 216H229V215H227ZM233 216V217H234ZM236 216H237V214H236ZM11 217V216H10ZM21 217H23V216H21ZM26 217H28V216H26ZM25 217V218H26ZM34 217V216H33ZM54 217V216H53ZM52 217V218H53ZM79 217V216H78ZM94 217H95V215H94ZM144 217V216H143ZM210 217H212V216H209V217H207V219L206 220H208V218L210 219ZM224 217V216H223ZM225 217H226V215H225ZM229 217V218H230ZM250 217V216H249ZM260 217V216H259ZM259 217H257V218H259ZM12 218V217H11ZM30 218H32V217H30ZM40 218V217H39ZM115 218H116V216H115ZM127 218V219H128ZM132 218V219H131ZM146 218H148V217H146ZM197 218V219H196ZM202 218V217H201ZM215 218H216V216H215ZM228 218V217H227ZM228 218V219H229ZM232 218V217H231ZM16 219L17 218H15V221H14V223L12 224L11 223V227H13L14 226V224L16 225V223H21L22 224V222H16ZM24 219V218H23ZM34 219V218H33ZM55 219V221L56 222H58V223H65V225L68 223V220H67V218H54ZM140 219V218H139ZM151 219V218H150ZM203 219V218H202ZM205 219V218H204ZM203 219V220H204ZM235 219V218H234ZM250 219V218H249ZM12 220V219H11ZM18 220V219H17ZM28 220V219H27ZM26 219L24 220V221H26V222H28ZM71 220V219H70ZM96 220V219H95ZM97 220L98 221H100L99 220V217H98V215H97ZM123 220V219H122ZM124 220H126V218L124 219ZM156 220V219H155ZM202 220V221H203ZM216 220V219H215ZM215 220H214V223H215ZM231 220V219H230ZM13 221V220H12ZM23 221V220H22ZM23 221V222H24ZM30 221H31V219H30ZM39 221V220H38ZM44 221V220H43ZM127 221V220H126ZM125 221V223H127ZM152 220H150V222H151ZM160 221V220H159ZM172 221H174V220H172ZM177 221V220H176ZM187 221H183V222H187ZM201 221V220H200ZM222 221H223V219H222ZM231 221H235V220H231ZM242 221V220H241ZM16 222V223H15ZM101 222V221H100ZM132 222V223H133ZM143 222V221H142ZM153 222V221H152ZM169 222V221H168ZM193 222H195V221H193ZM198 222V221H197ZM209 221H207V223H208ZM225 222V221H224ZM57 223V224H58ZM99 223V222H98ZM136 223V224H137ZM144 223V222H143ZM154 223H156V221L154 222ZM161 222H159V224H160ZM178 222H176L175 224H176V226H179L178 224H177ZM179 223H181V222H179ZM184 223V224H185ZM189 223V222H188ZM196 223V222H195ZM204 223V222H203ZM210 223V222H209ZM223 223V222H222ZM231 223V222H230ZM27 224H30V222L29 223H27ZM74 224V223H73ZM73 224L71 225V227H69L70 225L68 224L67 226L69 227V228H71L72 229V226H73ZM139 224V223H138ZM141 224V223H140ZM147 224H149V223H147ZM166 225L164 226V224L162 223L161 225H159V227H160V229L161 230H163V226L166 228L167 226H169V224H167V223H165ZM221 224V223H220ZM34 224L32 223V226H33ZM95 225H96V223H95ZM98 225V224H97ZM97 225H96V227H97ZM107 225V224H106ZM119 225V224H118ZM131 225H133V224H131ZM130 225V226H131ZM143 225V224H142ZM146 225V224H145ZM163 225V226H162ZM191 228H193V226L195 225V224H192V223H189L188 224ZM197 225H199V223H196V226ZM209 225V224H208ZM210 225H211V227H212V224L210 223ZM217 225H219V223L217 224ZM259 225V224H258ZM18 226H19V224H18ZM35 226V225H34ZM39 226V225H38ZM37 226V227H38ZM59 226V225H58ZM63 226V225H62ZM74 226H75V224H74ZM100 226V228H101V225H99ZM135 226V225H134ZM140 226V225H139ZM181 226H182V223H181ZM189 226H188V228H189ZM201 226H202V228H203V226H205L204 224H201ZM200 226V227H201ZM228 226V225H227ZM240 226V225H239ZM16 228H18L17 226H15ZM36 227V226H35ZM34 227V228H35ZM40 227V226H39ZM67 227V228H68ZM108 227V226H107ZM133 227V226H132ZM142 227V226H141ZM144 227H146V226H144ZM152 227H154V226H152ZM159 227H157V228H159ZM171 227V226H170ZM183 227H184V229H188V228H185V226H182V227H180L182 230H183ZM237 227H238V225H237ZM244 227V226H243ZM248 227V226H247ZM264 227V226H263ZM15 228V229H16ZM52 228V227H51ZM65 228H66V226H65ZM90 228V227H89ZM92 228V227H91ZM99 228V227H98ZM99 228V229H100ZM103 228V227H102ZM118 228V227H117ZM122 228H123V226H122ZM121 228V229H122ZM156 228V229H157ZM169 228V227H168ZM168 228L166 229L169 233L171 232V231H169V230H173L172 228H170L169 230H168ZM180 228H178V230L180 229ZM191 228H189V230L191 229ZM199 229V227H196V229ZM201 228V229H202ZM205 228V227H204ZM203 228V229H204ZM210 228V227H209ZM219 228H221V227H219ZM228 228V227H227ZM239 228V227H238ZM20 229V228H19ZM45 229V228H44ZM78 229V228H77ZM87 229V228H86ZM97 229V228H96ZM125 229V228H124ZM130 229H131V227H130ZM133 229H135V227L133 228ZM139 229H141L140 227H139ZM145 230H146V228H144ZM177 229V228H176ZM180 229V231H182ZM194 229V228H193ZM196 229H194V230H196ZM212 229V228H211ZM215 229H216V226H215ZM214 229V230H215ZM235 229V228H234ZM239 229H241V228H239ZM247 229V228H246ZM252 229V228H251ZM250 229V230H251ZM11 230H12V228H11ZM35 230V229H34ZM64 230H66V229H63L62 231H64ZM74 230V229H73ZM79 230V229H78ZM88 230V229H87ZM111 230H112V228H111ZM126 230V229H125ZM132 230V229H131ZM136 230V229H135ZM134 230V231H135ZM145 230H143V232L145 231ZM154 230V229H153ZM189 230H187V231H189ZM192 230V229H191ZM194 230H192V232L194 231ZM206 232H209L208 230H207V227L204 229ZM203 230V231H204ZM221 230H222V228H221ZM242 230V229H241ZM14 231H16V230H14L13 229V232ZM18 231H20V230H18ZM22 231H24L25 232V230H22ZM21 231V232H22ZM51 231V230H50ZM54 231V230H53ZM56 231V230H55ZM70 231H72V230H70ZM100 232H99V239H101V241L103 242V244H105L107 247H108V251H109V253H113L114 252V249L112 248V246H113V244L115 245V244H117L118 243V240H117V243H115L116 242V238L118 237V236H120V235H118V234H121L120 232L121 231H119L118 229L116 230V231H110V229H101V230H99ZM129 231V230H128ZM140 232H142V230H139ZM156 231V230H155ZM159 231V230H158ZM164 231H165V229H164ZM179 231V232H180ZM187 231H185V232H187ZM202 231V232H203ZM234 231H236V230H234ZM238 231V230H237ZM237 231H236V233H237ZM242 231H245V230H242ZM248 231V230H247ZM52 232V231H51ZM61 232V231H60ZM73 232V231H72ZM78 232V231H77ZM196 232V231H195ZM238 232H241V231H238ZM246 232V231H245ZM249 232V231H248ZM14 233H16V232H14ZM23 233V232H22ZM26 233V232H25ZM36 233V232H35ZM76 233V232H75ZM85 233V232H84ZM83 233V234H84ZM91 233V232H90ZM97 233H98V230H97ZM131 233V232H130ZM129 233V234H130ZM132 233H134V232H132ZM135 233H137V232H135ZM145 233H149L148 231H146ZM164 233V232H163ZM165 233H167L166 231H165ZM175 233V232H174ZM184 233V232H183ZM191 233V232H190ZM199 233V232H198ZM230 233V232H229ZM24 234V233H23ZM27 234V233H26ZM55 234V233H54ZM68 234V233H67ZM78 234V233H77ZM77 234H76V236H77ZM80 235H81V233H79ZM128 234V235H129ZM154 234H155V232H154ZM157 234V233H156ZM162 234V233H161ZM170 234H173V233H170ZM181 234V233H180ZM193 234V233H192ZM204 234V233H203ZM207 234V233H206ZM230 234H232V233H230ZM230 234H228V235H230ZM234 234V233H233ZM238 234V233H237ZM243 234V233H242ZM22 235V234H21ZM85 235V234H84ZM92 235V234H91ZM122 235V234H121ZM131 235V234H130ZM133 235V234H132ZM136 235V234H135ZM139 235V234H138ZM145 235V234H144ZM173 235H175V234H173ZM172 235V236H173ZM178 237H180L181 238V236H179L178 234H176ZM175 235V236H176ZM240 235V237H241V233L239 234ZM247 235V234H246ZM20 236V235H19ZM36 236V235H35ZM56 236V235H55ZM60 236V235H59ZM63 236L65 237V235L63 234ZM62 236V234H61V238L63 237ZM73 236V235H72ZM79 236V235H78ZM123 236V235H122ZM121 236V237H122ZM124 236H125V233H124ZM140 236V235H139ZM146 236V235H145ZM147 236H149V235H147ZM146 236V237H147ZM183 236H184V234H183ZM207 236V235H206ZM227 236V235H226ZM235 236V235H234ZM24 237V236H23ZM27 237V236H26ZM26 237H24V238H26ZM29 237V236H28ZM67 237V236H66ZM71 237V236H70ZM81 237V236H80ZM128 237V236H127ZM132 237V236H131ZM161 237H163V236H161ZM170 237V236H169ZM178 237H177V239H178ZM185 237V236H184ZM187 237V236H186ZM215 237H216V235H215ZM230 237V236H229ZM236 237H237V235H236ZM239 237V238H240ZM22 238V237H21ZM24 238H22V239H24ZM51 238H53V237H51ZM79 238V237H78ZM85 238H86V236H85ZM85 238H83V239H85ZM93 238H94V236H93ZM123 238V237H122ZM133 238H135V237H133ZM142 238V237H141ZM164 238V237H163ZM210 238V237H209ZM231 238V237H230ZM235 237H233V239H234ZM239 238H236L234 241H233V243H232V245L231 246H229V249L230 250H228V251H232L233 253L234 252H236V251H239L238 249H239V246L241 245V242H243L244 240L242 239L243 237H241L240 239H242L243 241H241ZM250 238V237H249ZM29 239V238H28ZM45 239V238H44ZM54 239V238H53ZM60 239V238H59ZM63 239V238H62ZM67 239H69V238H67ZM71 239V238H70ZM98 239V240H99ZM150 239V238H149ZM201 239H202V237H201ZM257 239H258V237H257ZM47 240H50V238H47ZM64 240H66V239H64ZM64 240H62V241H64ZM87 241H88V239H86ZM92 240V239H91ZM122 241H123V239H121ZM128 240V239H127ZM129 240H132L131 238H129ZM137 240V239H136ZM165 240V239H164ZM194 240H196V239H194ZM51 241H53V240H51ZM67 241V240H66ZM120 241V240H119ZM124 241H126V240H124ZM151 241V240H150ZM186 241V240H185ZM192 241V240H191ZM201 241V240H200ZM249 241V239H247L246 240V242H248ZM259 241V240H258ZM26 242H27V240H26ZM42 242V241H41ZM59 242V241H58ZM86 242V241H85ZM95 242V241H94ZM121 242V241H120ZM127 242H129V241H127ZM126 242V244L128 245V243ZM131 242V241H130ZM141 242V241H140ZM144 242V241H143ZM157 242H158V240H157ZM161 242V241H160ZM163 242V241H162ZM172 242V241H171ZM171 242H169V243H171ZM221 242V241H220ZM255 242H257V241H255ZM27 243H29V241L27 242ZM67 243V242H66ZM101 243V242H100ZM124 243V242H123ZM134 243H136V242H134ZM142 243V242H141ZM150 243V242H149ZM185 243V242H184ZM257 243H259V242H257ZM54 244H56V243H54ZM61 244V243H60ZM81 244V243H80ZM125 244V245H126ZM133 244V243H132ZM143 244V243H142ZM151 244V243H150ZM150 244H149V246H150ZM252 244V243H251ZM57 245V244H56ZM65 245V244H64ZM82 245H84V244H82ZM89 245V244H88ZM121 245H123V244H121ZM177 245V244H176ZM187 245V244H186ZM192 245H194V244H192ZM244 245H246V244H244ZM248 245V244H247ZM249 245H250V243H249ZM252 245H254V243L252 244ZM28 246H29V244H28ZM55 245H53L52 244V246H50V247H54ZM58 246V245H57ZM63 246V245H62ZM61 246V247H62ZM67 246H71V245H68L67 244ZM129 246H131V245H129ZM144 246V245H143ZM148 246V247H149ZM242 246H243V243H242ZM241 246V247H242ZM240 247V248H241ZM68 248V247H67ZM87 248V247H86ZM93 248V247H92ZM126 248V247H125ZM132 248V247H131ZM137 248V247H136ZM139 248V247H138ZM137 248V249H138ZM160 248V247H159ZM167 248H168V246H167ZM176 250H177V248L176 247H174ZM189 248H190V245H189ZM193 248V247H192ZM227 248V247H226ZM253 248V247H252ZM256 248V247H255ZM28 249V248H27ZM90 249V248H89ZM173 249V248H172ZM228 249V248H227ZM245 249V248H244ZM243 249V250H244ZM264 249V248H263ZM132 250V249H131ZM141 251H142V249H140ZM179 250V249H178ZM205 250V249H204ZM241 250V249H240ZM252 250V249H251ZM250 250V251H251ZM12 251H14V250H12ZM77 251V250H76ZM92 251V250H91ZM130 251V250H129ZM133 251V250H132ZM146 251V250H145ZM175 251V250H174ZM9 252V251H8ZM27 252H28V250H27ZM41 252V251H40ZM68 252V251H67ZM75 252V251H74ZM87 252H88V250H87ZM176 252V251H175ZM198 252V251H197ZM206 252V251H205ZM240 252V251H239ZM245 252V251H244ZM130 253V252H129ZM127 254L128 256L130 255V254ZM142 253V252H141ZM151 253V252H150ZM194 253H195V251H194ZM28 254L29 253H27V256H28ZM58 254V253H57ZM70 254H72V253H70ZM80 254V253H79ZM144 254V253H143ZM149 254V252L148 253H146V255H148ZM152 254L153 255H155L153 252H152ZM152 254H150L151 256H152ZM161 254V253H160ZM184 254H185V252H184ZM199 254V253H198ZM210 254V253H209ZM230 254H232L231 252H230ZM229 254V255H230ZM250 255H251V253H249ZM9 255V254H8ZM30 255V254H29ZM47 255H48V257H50L49 259H48V261H47V263L45 262V263H43V264H53V262H50L49 260L51 259H53L54 258V255L52 254V253H49V252H47ZM60 255V254H59ZM67 255V254H66ZM92 255V254H91ZM113 255V254H112ZM146 255H144V256H146ZM233 255V254H232ZM235 255V254H234ZM31 256V255H30ZM89 256H90V254H89ZM103 256V255H102ZM143 256V257H144ZM149 256V255H148ZM178 256V255H177ZM98 257V256H97ZM113 257V256H112ZM123 257H125V256H123ZM127 257V256H126ZM135 257L136 258H139V257H137L136 255H135ZM153 257V256H152ZM232 257V256H231ZM239 257H242V256H239ZM249 257V256H248ZM10 258V257H9ZM59 258V257H58ZM71 258V257H70ZM92 257L90 256L88 259L90 260ZM114 258V259H113ZM112 259L113 260H111L109 263H111V264H123V262L121 261V260H117V257L115 258V257H113ZM128 258V257H127ZM130 258V257H129ZM145 258V257H144ZM225 258H226V256H225ZM228 258H230V257H228ZM234 258H236V256L234 257ZM31 259H32V257H31ZM34 259V258H33ZM131 259H132V257H131ZM237 259H238V257H237ZM255 259V258H254ZM3 260V259H2ZM35 260H37V259H35ZM35 260H33L34 261V263H38V261H36L35 262ZM95 260V259H94ZM94 260H92V262H94ZM163 260V259H162ZM187 260V259H186ZM194 260V259H193ZM228 260V259H227ZM226 260V261H227ZM242 260V259H241ZM30 261V260H29ZM32 261V262H33ZM41 260H39V263L38 264H42V261L40 262ZM226 261H225V263L224 264H226ZM238 261V260H237ZM236 261V262H237ZM251 261H253V260H251ZM255 261V260H254ZM108 262V261H107ZM125 262H126V260H125ZM130 262V261H129ZM139 262V261H138ZM157 262V261H156ZM228 263H229V261H227ZM232 262V261H231ZM230 262V263H231ZM234 262V261H233ZM232 262V263H233ZM239 262H241L240 260H239ZM96 263H97V261H96ZM95 262H94V264H96ZM101 263H103V262H101ZM132 263V262H131ZM158 263V262H157ZM252 263H254V262H252ZM74 264H76V263H74ZM91 264V263H90ZM93 264V263H92ZM126 264V263H125ZM163 264V263H162ZM179 264V263H178ZM246 264V263H245ZM262 264H264V261L262 262Z\"/></svg>",
    "mask_w": 264,
    "mask_h": 264
}]
</instances>
